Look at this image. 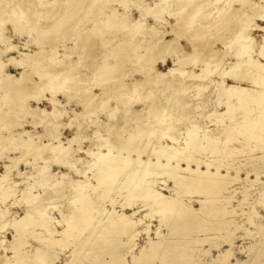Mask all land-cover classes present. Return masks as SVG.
I'll return each mask as SVG.
<instances>
[{
	"label": "rangeland",
	"instance_id": "374dc122",
	"mask_svg": "<svg viewBox=\"0 0 264 264\" xmlns=\"http://www.w3.org/2000/svg\"><path fill=\"white\" fill-rule=\"evenodd\" d=\"M1 1H2V3H3V1H4V3H7V6H6V4H3V5H5V7L3 8V7H1L0 6V8H2L1 10H7V8H8V6H9V1L10 0H0V5H2V3H1ZM17 1V0H16ZM15 0H12V2L10 3V6H9V8L11 9V7H14L15 6V4H17L16 5V7H17V10H16V7H14V10L13 9H11V14H7V13H10V9H8L7 11H1L0 12V15L1 14H3L4 12L6 13V15H1V17L2 18H0V27L2 28V30H1V28H0V61H2L0 64H2V65H4V70L7 72V73H11L12 75H13V77H14V75H15V77L16 78H18V79H20L21 77V81H17V82H15L14 84L15 85H17L18 87L17 88H15V89H9V87L10 86H7L6 88H2V91L4 92V91H9L8 93H9V95L11 96V94H12V96H11V100L10 101H8V100H4V101H2V103H0V128H1V130L0 131H2L3 130V128H5L6 130L4 131H2V132H0L1 134H0V142L2 143H0V155L1 154H4V156L3 155H1L0 156V174H6L7 175V178L9 179V183H11L12 185H14L13 186V190H12V194H11V196H9L4 202L3 201H0V206H1V208L4 210V212L3 213H0V254L2 255H0V257H2V258H0V259H2V260H0V262L1 263H3V261L5 260V261H9V262H11V263H15V261H17L16 260V258L14 257L15 256V245L18 243V241L19 242H21V243H23L22 244V249H21V257L24 259V257H25V261H28L29 263H32L31 261H33L34 259H35V257H34V253H33V250L35 251V249L37 248V246L38 245H40L39 247H41V246H44V244H45V242L44 241H39V237L41 236V232H42V236H44V237H46V238H50V237H52L53 239L55 238V239H64V237H65V235H64V237H63V234L62 233H64V230L67 228V225L68 224H66L67 223V221H65L66 220V218L67 217H71L73 214L75 215V214H81L82 213V210H83V208H78V206L79 207H81V206H83L85 203H87L88 201V204H86V207H85V212H83L81 215L83 216V217H86L87 219L86 220H84V222H83V225H81L82 227H79L78 226V228L77 229H74V230H72V232H71V235H70V237H68V239H67V242L70 244L69 246H68V243L66 242L65 244H63V245H56L55 247H52V248H50V250H51V252L52 253H54V255H55V258L57 259H55V261L53 262L54 264H94L92 261V259H91V257H88V256H86L85 255V251H86V254L89 252V239H91V237H90V232L93 230V229H96L95 227H97V226H100V225H98L99 224V221L101 222L102 221V219H105V216H107L108 215V212L110 213V212H112L113 210H118L119 212L120 211H125L126 213H128V214H131V212L133 213V211L134 210H138V206L141 204V199L139 198H134V197H132L131 196V194L128 192V190L125 188V190H124V188H123V190L121 191L120 189H118L117 187L119 186V181L117 182H113L112 183V190H108V189H106V187L105 186H100V188L99 187H97V178H96V176H95V174H96V172H97V170H96V167H97V165H96V162L95 163H93L92 161L94 160V161H97V159H96V157H98L97 155H99L98 153L101 151H104V149H105V146H103L105 143L103 142L104 140H106L107 138H108V134H110V133H112L113 131H114V133H118L117 132V130H119V129H117V128H121V126H122V124H124V123H127V124H124V126L125 127H127L128 125H129V123H131L130 125H131V127H127V128H125L124 126H122V130L123 131H121V129L119 130V133H120V135H119V137L120 136H125L126 134H127V132H129V130L131 129H134V130H136V127H137V124H139L140 123V125H146L147 123H149L150 121L151 122H153L152 120L154 119V118H156L157 117V114H158V116L160 117H157L156 119H154V125H153V123H151L152 125L151 126H149V128H151V132H149L150 133V135H149V133H147V131L145 132V134H147L146 136H142L143 138H142V142H144V141H146V143L148 142V144H150V145H152V143L154 142V143H165V144H172L173 143V141H176V139L175 138H173V136L174 137H178V136H181L182 138H183V140H182V138L180 137H178L179 139L177 140V142L179 141H187L189 138H190V136L189 135H187V137H185L184 135H186V130L188 129V128H190L191 127V125L193 126V124L195 125L196 124V122H197V125H200V124H203L202 126H200V127H202V129L203 128H206V130L208 129H214V134H221L222 133V130H223V126L224 125H229V124H231L230 123V121H229V116L230 115H226V114H224L225 113V111H226V107H227V105L224 103L225 102V100H224V97H220L219 95H218V86L216 85L217 84V82L221 79L220 77H219V75H220V72H221V69L223 70V69H226V68H228L229 66H230V63H232L234 60L235 61H237V59L238 58H240L239 56H238V54L240 53H242L243 52V50L246 48L247 49V47L245 46V48L243 47V45H248V44H250V47H251V53H249V56L250 55H254V57L255 58H257V57H259V61H261L262 63H264V58H263V56H261L259 53V49H262V47L264 46V14H263V11H264V0H253V2H249V3H251L252 5L250 6L249 5V3H247V1H252V0H231V1H227V0H222L225 4H227L226 6H225V4H223V2L221 1V0H219V2H217V1H211V2H209V0H206L207 1V5H205V7H204V4H206V1L205 0H202V1H204V4L202 5L201 3L202 2H200L199 0H137L138 1V3H133V2H131V1H134V0H131V1H125V0H120L121 2L123 1V3L124 4H126V3H128V4H126L125 6L123 5V3H121L119 0H102V1H104V2H102L101 0H87V1H85V0H76L75 2H73L72 3V1H74V0H60L59 2H60V4L58 3V0H51V1H49V0H43V3L41 2L40 3V1L41 0H35V1H37V4L39 3V5H36V3H35V1L33 0V1H31V0H25V2H22V0H19L20 1V4H22V6L19 4V2L17 1L16 2ZM45 1V2H44ZM53 1V2H52ZM57 1V2H56ZM61 1H62V3H61ZM78 1V2H77ZM80 1H82L81 3L83 4H81L80 3ZM92 1V2H91ZM144 1V2H143ZM159 1V2H158ZM176 1H178V2H176ZM181 1H183V3L181 2ZM190 1H192V2H190ZM198 2V4L196 3V2ZM227 1V2H226ZM241 1V3H238V2H240ZM243 1V2H242ZM245 1V2H244ZM16 2V3H15ZM30 2V4H31V2H32V4L29 6V8L27 7ZM46 2H48L47 4L49 5L50 4V7L49 8H45V5H46ZM50 2H52L53 4H51ZM54 2L56 3V4H54ZM77 2V3H76ZM86 2L88 3V4H86ZM89 2L91 3V4H89ZM97 4H96V3ZM102 2V3H101ZM106 2H107V4H106ZM109 2V3H108ZM121 4H120V3ZM134 2H136V1H134ZM140 2V3H139ZM156 3V6L158 7V14H157V10H155V9H157V8H154V6H155V3ZM162 2H164V3H162ZM181 2V3H180ZM185 2V3H184ZM189 2V3H188ZM195 2V4H193ZM213 2H214V6H212L213 5ZM216 2H217V4H216ZM231 2V4H232V6H230L231 4H228V3H230ZM12 3L14 4V5H12ZM25 3V4H24ZM58 3V4H57ZM74 3H76V5L74 4ZM112 3V4H111ZM132 3V4H131ZM144 3L146 4V5H148V6H143L144 5ZM161 3V4H160ZM170 3V4H169ZM190 4V5H188V4ZM192 3V4H191ZM209 3H211L210 5L212 6H209L208 4ZM248 4L246 7H245V5H243V4ZM253 3H255V4H253ZM256 3H258V4H256ZM28 4V5H27ZM42 4H44V7H41V5ZM62 4V5H61ZM65 4V5H64ZM74 4V5H73ZM81 4V5H80ZM97 6H96V5ZM101 4V5H100ZM104 4V5H103ZM110 4V5H109ZM129 4H131V5H129ZM163 5V6H161L160 7V5ZM165 4V5H164ZM169 4V5H168ZM178 4V5H177ZM182 4H184V5H182ZM199 5L198 7L197 6H195V5ZM24 5H26L25 7H24ZM36 5V6H35ZM47 5V6H48ZM55 5V6H54ZM59 5L61 6V7H59ZM87 6V8H86V6ZM129 5V6H128ZM182 5V6H181ZM189 7H187V6ZM218 5V6H217ZM223 5V8H224V10H223V8L221 7ZM244 7H243V6ZM261 5V6H260ZM262 5H263V7H262ZM37 6H39L38 8H35V7H37ZM46 6V7H47ZM70 6V7H69ZM73 6V7H72ZM94 6V7H93ZM100 6V7H99ZM102 6V7H101ZM107 8H106V7ZM125 7V8H123V7ZM153 6V7H152ZM155 6V7H156ZM165 6V7H164ZM184 6V7H183ZM187 8H186V7ZM203 6V8L202 9H200V7H202ZM206 6H208V8L206 7ZM227 6H228V8H227ZM241 6V7H240ZM257 6H259V8L257 7ZM20 7V8H19ZM27 7V8H26ZM33 7H34V9H36L37 11L35 12V10H33ZM42 8V10H41V8ZM57 7H59V8H57ZM64 7V8H63ZM72 7V8H71ZM79 7V8H78ZM86 8V9H84V8ZM148 7H152V8H148ZM165 9H164V8ZM168 8V10H169V13H168V11H167V8ZM180 7V8H179ZM199 8V9H197V8ZM217 9H216V8ZM234 7H235V10H234ZM249 8V10H248V8ZM250 7H252L251 9H250ZM254 7H256L255 9H254ZM18 8H19V10H18ZM23 8V9H22ZM31 8V9H30ZM43 8H44V11H45V13H44V11H43ZM55 8H57L56 9V11H57V13H55L56 15L60 12V15H58V16H56L55 17V14L53 13V11L54 12H56L55 11ZM62 8L63 9H66V10H62ZM75 8H78V9H75ZM81 8V9H80ZM115 8H116V10H115ZM147 8V9H146ZM162 10H161V9ZM176 8H177V10H176ZM179 8V9H178ZM186 8V9H185ZM194 8V10H201V12H197V11H194V10H192ZM233 8V9H232ZM237 8H240V9H237ZM21 9V10H20ZM24 9H29L30 10V12L27 10H24ZM50 9H51V11H50ZM93 9V10H92ZM101 9V10H100ZM105 9V10H104ZM115 10V12H114V10ZM118 9V10H117ZM125 9V10H124ZM144 9H145V11H144ZM149 9V10H148ZM174 9V10H173ZM184 9H185V12H184ZM187 9H188V12H187ZM191 9V10H190ZM227 9V10H226ZM245 9H247L246 11H245ZM17 11V13H16V11ZM22 10H24V11H26V12H24V11H22ZM32 10H33V12H34V14L32 13ZM38 10H39V13H38ZM41 10V11H40ZM53 10V11H52ZM58 10H60L59 12H58ZM68 10H70V12H67ZM75 10H77L76 12H75V15H74V11ZM78 10H80L79 11V13H77L78 12ZM81 10H82V12H81ZM84 10V11H83ZM97 10V11H96ZM112 10H113V13H112ZM179 10H181V11H179ZM204 10V11H203ZM217 12H216V11ZM218 10H221V11H219L218 12ZM232 10V12H230ZM238 10H241L240 12H238ZM254 10H255V12H254ZM261 10H262V14L260 13L261 12ZM15 11V12H14ZM23 13H22V12ZM63 11H64V13H63ZM85 11L87 12V14L85 13ZM96 11V12H95ZM101 11V12H100ZM105 13H104V12ZM117 11H118V13H117ZM148 11V13H146ZM175 11H177L176 13H175ZM194 11V12H193ZM203 11V12H202ZM207 11H208V19H207V14H205V13H207ZM214 11V12H213ZM243 11H245V12H243ZM248 11H249V13H248ZM18 12H19V15H18ZM48 14H50V15H48ZM66 12V13H65ZM81 12V13H80ZM124 12H125V14H124ZM141 12V13H140ZM151 12H155V15H156V17H155V15H153V13H151ZM160 12H162L161 14H162V16H161V14H160ZM166 12V13H165ZM196 12V13H195ZM213 12V13H212ZM222 12V13H221ZM223 12H225V14H226V16L228 15V17H226V16H224V14H223ZM229 12V13H228ZM234 12H237V13H234ZM259 12V14H257ZM13 13V14H12ZM15 13H16V15H15ZM21 13V14H20ZM26 13H30L29 14V16L30 17H33V19H34V21L37 23L36 25L37 26H39V27H34V26H36L35 24H31V21H29L28 20V18H26V16H27V14ZM51 13H53V15L54 16H52L51 15ZM62 13H63V15H62ZM71 15H70V14ZM95 13V14H94ZM104 13V17H102V14ZM109 13V14H108ZM120 13H121V15L122 14H124V18L123 17H121V15H120ZM130 13V14H129ZM178 13V16H179V14L180 13H183V14H181V18L180 17H178L176 14ZM187 13H188V15H190L191 13H192V15L195 13V14H199L200 13V17L202 18V16H204L201 20L199 19L198 21H194V19H193V17L195 18V17H197V18H195V19H198V18H200L199 17V15H196V16H194L193 15V17L192 18H190V16H188L187 15ZM211 13H212V16H214L215 14H216V16H214V17H212V16H210L211 15ZM217 13H219V14H217ZM244 13H247L246 15L244 14ZM250 13H252L251 15H249L248 16V14H250ZM35 14H39V16H37V15H35ZM67 14V15H66ZM73 14V15H72ZM77 14H79V15H77ZM83 14V15H82ZM94 14V15H93ZM105 14H108V15H110V16H107L106 15V17L107 18H105ZM112 14V15H111ZM114 14V15H113ZM129 14V15H128ZM144 14V15H143ZM151 14V15H150ZM159 14H160V16H159ZM172 14V15H171ZM184 14H186L187 16H188V18L187 17H185L186 15H184ZM205 14V15H204ZM236 14V15H235ZM10 15V16H9ZM35 15V16H34ZM48 15L49 17L51 16L52 17V19H51V17L50 18H47L46 16ZM62 15V16H61ZM87 15V16H86ZM100 15V18L98 17ZM117 17H116V16ZM122 18V20H121V18H118L119 16ZM178 17H176V16ZM219 15H222L221 17L219 16ZM233 15V16H232ZM256 15H259V16H261V17H259V16H256ZM6 18V19H4V17ZM8 16V17H7ZM15 16V17H14ZM17 16H19V18L17 17ZM24 17V18H22V17ZM37 16V17H36ZM70 16V17H69ZM78 16L81 18V20L79 19L78 20ZM93 16V17H92ZM97 16V17H96ZM116 18H115V17ZM152 16H154V18H156V19H154ZM157 16H159V18L157 17ZM219 18H218V17ZM224 16V17H223ZM235 16V17H234ZM246 18H245V17ZM248 16V17H247ZM254 16V18H256V19H252L251 20V18ZM14 17V18H13ZM35 17H36V19H35ZM41 17V18H40ZM42 17H44V18H42ZM46 17V18H45ZM55 17V19H53ZM61 17H62V19H61ZM67 17V18H66ZM77 17V18H76ZM91 17V19H89ZM102 17V18H101ZM112 17V18H111ZM132 19H131V18ZM140 17H144L145 18V21H143L144 19H141ZM162 17V18H161ZM205 17H206V19H205ZM209 17H210V19H209ZM218 18V19H216V18ZM233 18V20L235 21L236 19H238V20H236V22L234 23V21L233 20H229V19H227V18ZM244 17V18H243ZM249 17H251L250 19H249V21H248V19L247 18H249ZM16 18H18V19H20V22H19V20L17 19L16 20ZM38 18H39V20H38ZM57 18V19H56ZM73 18H76L75 19V21H74V19ZM85 18V19H84ZM88 18V19H87ZM92 18H94V19H92ZM98 18H99V20H98ZM114 18V20L112 21L111 19H113ZM128 18V19H127ZM130 18V19H129ZM161 18V20H159ZM180 18V19H179ZM212 18H214V19H216L215 21H214V23L212 22L213 21V19ZM223 18V19H222ZM225 18V19H224ZM231 18V19H232ZM240 18H242V19H240ZM259 18V19H258ZM262 20H261V19ZM44 19H46L47 21H50V22H46V20H44ZM50 19V20H49ZM60 19V20H59ZM69 19H70V21H69ZM73 19V20H72ZM95 19H97L98 21H100L99 23H95V22H98L97 20L95 21ZM107 21H106V20ZM123 19H125L126 20V22L125 21H123ZM136 19H138L139 21L137 22V20ZM158 19V20H157ZM163 19V20H162ZM178 19V20H177ZM5 20V21H4ZM8 20V21H7ZM13 22H12V21ZM22 20L24 21L23 23L25 24V26H24V24H22ZM28 20V21H27ZM41 20V22L40 23H38L39 21ZM43 20V21H42ZM54 21L55 20V22H53V23H51V21ZM64 20V21H63ZM75 23V22H77L76 24H73V22ZM77 20V21H76ZM84 20H85V23L87 24V26L86 25H83V22H84ZM104 20V21H103ZM118 20V21H117ZM120 20H121V26H120ZM130 20H133V21H136L135 22V24H134V22L133 21H130ZM189 20V21H188ZM192 20V21H191ZM227 20V21H226ZM241 20H243V22L245 23V21H246V23L244 24L243 22H240ZM251 20V21H250ZM4 21V22H3ZM9 21H11V22H9ZM19 24H16V22ZM27 21V22H26ZM38 21V22H37ZM60 22L59 24H58V22ZM78 21H79V25H78ZM80 21H81V23H82V25L83 26H86L85 28L81 25V23H80ZM93 21H95V22H93ZM103 21V22H102ZM106 21V22H105ZM128 21V22H127ZM142 21V22H141ZM147 21V22H146ZM177 21H180V22H177ZM190 21L193 23V22H195V27L193 26V24H191L190 23ZM218 21H220V23L222 22V24H221V26L219 25V27L217 26L218 25ZM229 21H231V22H229ZM239 21V22H238ZM8 22L10 23V24H8ZM26 22V23H25ZM43 22H45V23H43ZM67 22V23H66ZM72 22V23H71ZM88 22V23H87ZM102 22V23H101ZM105 22V23H104ZM113 22V23H112ZM114 22H115V24H114ZM119 22V23H118ZM144 22H145V24L146 25H143L144 24ZM212 23V24H209V23ZM217 22V23H216ZM225 24H224V23ZM227 22V23H226ZM233 23L232 24V26H231V24H229V23ZM238 22V23H237ZM251 22V23H250ZM253 22H254V24L256 25L255 27H254V24H253ZM256 22V23H255ZM1 23L3 24V25H1ZM7 23V24H6ZM16 24V25H12V24ZM47 23V24H46ZM62 23V24H61ZM66 25H65V24ZM70 23V24H69ZM91 23H92V25H91ZM117 23V24H116ZM132 23V24H131ZM137 23V24H136ZM142 23V24H141ZM176 23V24H175ZM178 23H181V25L179 24V25H177ZM182 23H183V26H182ZM189 24V26H188V24ZM202 25H201V24ZM219 23V24H220ZM240 23V25H238ZM39 24V25H38ZM54 24V25H53ZM55 24L57 25V26H55ZM71 24H73L72 26H71ZM95 24V25H94ZM103 24V25H102ZM107 24V27L105 26L104 27V25H106ZM119 24V25H118ZM122 24H123V26H122ZM124 24H125V26H124ZM129 24V25H128ZM197 24V25H196ZM214 24H216V25H214ZM228 24H229V26H228ZM242 24V25H241ZM249 24V25H248ZM253 26H252V25ZM23 25V26H22ZM41 25V26H40ZM45 26L43 29H42V27L43 26ZM49 25H51V26H49ZM59 25H61V27L59 26ZM69 25H70V27H69ZM89 25V26H88ZM96 25H97V28H95L96 27ZM100 25V26H99ZM109 25V26H108ZM113 25V26H112ZM118 25V28L116 27ZM148 25V26H147ZM149 25H151V26H153L152 27V29H151V27L149 26ZM172 25V26H171ZM176 25V26H175ZM198 25H200L199 27H198ZM204 25H206V27H204ZM210 25V27H208ZM212 25H213V27H212ZM228 26V28L230 27L231 29H229V31H228V28H226L227 26ZM233 25H234V27H236V28H234L233 27ZM238 25V26H237ZM247 25H248V29H244V27L245 28H247ZM3 26V27H2ZM6 26V27H5ZM15 26H17V27H15ZM23 28H22V27ZM26 26H28V27H26ZM55 28H54V27ZM59 26V27H58ZM73 26H74V28H73ZM76 26V27H75ZM78 26H79V28H78ZM103 26V27H102ZM111 26V27H110ZM127 26V27H126ZM177 27L176 29H175V27ZM185 26V27H184ZM193 26V27H192ZM217 26V27H216ZM239 26H241V27H239ZM243 26V27H242ZM250 26H252L253 27V30H252V27L251 28H249ZM258 26L260 27V28H258ZM5 27V28H4ZM13 27V28H12ZM18 27H20V31L19 32H17V31H15V29H18ZM32 27V28H31ZM50 27V28H49ZM51 27H52V29H51ZM63 27V28H62ZM83 27V28H82ZM91 27H92V31H93V33L92 34H90L92 31H91ZM114 27H116L117 29H115ZM128 27H131V29L130 28H128ZM144 27V28H143ZM148 27V28H147ZM158 28V29H156V28ZM172 27H174V29H172ZM190 27V30L188 29ZM238 27V28H237ZM263 27V28H262ZM22 28V29H21ZM26 28H31L33 31H31V29H26ZM34 28V29H33ZM38 28V29H37ZM54 28V29H53ZM58 28H60V29H58ZM67 28V29H66ZM76 28V29H75ZM153 28H155V29H153ZM181 28V29H180ZM200 28L202 29L201 31H199L200 30ZM208 28V29H207ZM209 28H212V29H210V30H215V31H210L209 30ZM215 28V29H214ZM220 28H222V29H220ZM224 28V29H223ZM242 28V29H241ZM5 29V30H4ZM7 29V30H6ZM26 29V30H25ZM46 30V36H44V35H42V33H43V31L42 30ZM51 29V30H50ZM56 29V32L59 34V35H56L57 33L54 31ZM63 29V31H61ZM65 29V30H64ZM72 29V30H71ZM85 31H84V30ZM97 29V30H96ZM103 29V30H102ZM104 29H106V30H108L109 29V31L111 30V32H109L108 33V31H106V30H104ZM121 29V30H120ZM130 29V30H129ZM133 29V30H132ZM142 29V30H141ZM147 29V30H146ZM171 29V30H170ZM188 29V30H187ZM203 29H204V31H203ZM217 29V30H216ZM221 31H220V30ZM237 29H239V30H237ZM40 31V33L38 32V31ZM47 30H49V33H50V31L51 32H53V34L52 33H50L51 35L49 36V33L47 32ZM60 30V32H58ZM73 30L75 31V33L73 32ZM79 30V31H78ZM82 30H83V32H82ZM90 30V31H89ZM115 30V31H114ZM120 30V31H119ZM123 30V31H122ZM125 30V31H124ZM136 30V31H135ZM144 30H146V33H145V31ZM151 30V31H150ZM163 33H159L160 31ZM163 30V31H162ZM173 30H175L174 32H173ZM179 30H181V31H179ZM186 30V31H185ZM193 30H194V32H193ZM207 30H208V32H207ZM223 30H225V31H223ZM240 30H244V31H246L245 33H244V31H240ZM250 30H252L251 31V33H249L250 32ZM14 31V32H13ZM38 32V34H37V32ZM81 31V32H80ZM98 31V32H97ZM103 31H104V33H103ZM127 31H129L128 33H127ZM149 31V32H148ZM156 31V34L154 33V32ZM159 31V32H158ZM182 31H185V32H182ZM203 31V32H202ZM207 33H206V32ZM210 31V32H209ZM232 33H231V32ZM235 31V32H234ZM242 32L241 34H239V33H237V32ZM247 31H249L248 33H247ZM6 32V33H5ZM19 33V35L17 34V33ZM25 32V33H24ZM65 32H67V33H69V35L67 34V33H65ZM73 32V33H72ZM77 32H80V33H78V35H80V36H78V35H76L77 34ZM106 32H107V34H106ZM114 32V33H113ZM133 32V33H132ZM140 32V33H139ZM152 34H151V33ZM169 32V33H168ZM173 32V33H172ZM177 32H178V34H177ZM183 34H182V33ZM191 32H193V33H191ZM204 32H205V34H204ZM214 32V33H213ZM219 32V33H218ZM230 32V34H231V36H230V34H228ZM3 33H5V34H3ZM30 33V34H29ZM61 33H64V34H61ZM72 33V34H71ZM83 33H85V34H83ZM89 33V34H88ZM127 35H126V34ZM130 33V34H129ZM138 33V34H137ZM148 33V34H147ZM150 33V34H149ZM159 33V34H158ZM167 33V34H166ZM181 33V34H180ZM184 33H186L185 35H184ZM196 33H198V35L196 36ZM204 34V35H202V36H200L199 37V35L200 34ZM210 33V34H209ZM213 33V34H212ZM223 33H224V35H223ZM247 33V34H246ZM25 34V36H23V35ZM33 34V35H32ZM55 34V35H54ZM67 36H66V35ZM73 34H75V36L73 37ZM84 35L83 37H84V40H86V41H84L83 39L81 40V38H82V35ZM87 34V35H86ZM94 34V35H93ZM101 34H103V35H101ZM107 35V36H104V35ZM120 34V35H119ZM136 34V35H135ZM146 34H147V36H146ZM154 34V35H153ZM166 34V35H165ZM176 34L177 35H179L180 36V38H179V36H176ZM188 34V35H187ZM190 34V35H189ZM237 34H238V36H237ZM242 34H243V36H242ZM249 34H251V35H249ZM5 35L7 36V37H5ZM32 35V36H31ZM36 35V36H35ZM40 35H42V36H40ZM65 35V36H64ZM88 35H90V37H88ZM97 35H101V36H97ZM132 35V36H131ZM153 35V36H152ZM159 35V36H158ZM163 36L164 37V39H162V42L164 43L166 40V42L163 44V43H160V44H162V46H160L158 43V41H159V37L160 36ZM184 35V36H183ZM187 35V36H186ZM193 35H195V36H193ZM233 35H234V37L235 36H237V37H235V42H233L234 41V37H233ZM239 35H241V36H239ZM248 35L250 36V37H248ZM30 36V37H29ZM56 36V37H55ZM61 36V37H60ZM63 36V37H62ZM79 37V39H78V37ZM92 36H93V38H92ZM150 36V37H149ZM151 36H152V38H151ZM182 36H183V38H182ZM224 36H227V37H225L224 39H223V37ZM248 38H247V37ZM2 37V38H1ZM4 37V38H3ZM38 37H39V39H38ZM41 37V38H40ZM42 37H44L43 38V41H42ZM49 37V38H48ZM51 37V38H50ZM57 37H59V39H55V38H57ZM66 37V38H65ZM69 37V38H68ZM97 37H98V39H97ZM105 37V38H104ZM117 37H118V39H117ZM132 37V38H131ZM157 37V38H156ZM173 37L174 38H176L175 39V41L172 43L171 41H173L174 39H173ZM197 37H199V38H197ZM233 37V38H232ZM240 37H242V39L240 38ZM246 37V38H245ZM251 37H253L254 39H252ZM8 40H7V39ZM36 38V39H35ZM47 38V39H46ZM65 38V39H64ZM70 38H72L73 39V42H72V39H71V41H70ZM87 38V39H86ZM90 38L92 39V40H95V44L97 43L96 41H98V43L96 44V46H95V44L94 45H92V47H91V45H89L88 43H91L92 42V44L94 43V41H91L90 40ZM96 38V39H95ZM103 38V39H102ZM121 38V39H120ZM142 38V39H141ZM151 38V39H150ZM153 38H155L154 40H153ZM159 38V39H158ZM197 38V39H196ZM222 38V39H221ZM227 38V39H226ZM231 39V40H229V39ZM249 38H251V39H249ZM5 41L6 43H4L3 41ZM62 39H64V40H62ZM74 39H75V42H74ZM101 39V40H100ZM125 39H127V40H125ZM132 39H135L134 40V42L133 41H130V40H132ZM158 39V40H157ZM171 39H173V40H171ZM202 39V40H201ZM238 39H240V40H242V41H240V42H242L241 44H240V42L238 41ZM244 39H246V41L244 40ZM248 39V40H247ZM35 40V41H34ZM36 40H39V42L37 43L36 42ZM46 40V41H45ZM54 40V41H53ZM77 40H79V43L77 42ZM99 40H100V42H99ZM111 40H112V42H111ZM121 40V41H120ZM151 40V41H150ZM165 40V41H164ZM189 40H193L192 42L191 41H189ZM195 40V41H194ZM221 40V41H220ZM223 40H224V42H223ZM227 42H226V41ZM233 40V41H232ZM244 40V41H243ZM252 40V41H251ZM29 41H30V43H29ZM58 41V42H57ZM61 41V42H60ZM63 41V42H62ZM69 41V42H68ZM81 41V42H80ZM82 41H84V42H82ZM148 41V42H147ZM153 41H155L154 43L155 44H153ZM169 41L171 42V43H169ZM206 41V42H205ZM207 41H209V42H207ZM213 41V42H212ZM232 42V44H229V46H228V44H224V43H228V42ZM237 41V42H236ZM54 42V43H53ZM86 42H88V43H86ZM103 42V43H102ZM118 42V43H117ZM126 43L127 45H125V44H123L124 46H122V43ZM130 42H132V43H130ZM141 44V45H139V43ZM142 42V43H141ZM149 42H151L152 44L151 45H153V47L155 48V46H157V44H158V46L155 48V50H154V48L152 47L151 48V45H150V43ZM157 42V43H156ZM167 42H168V44H167ZM175 42H177V43H175ZM196 42H198V44L197 45H195V43ZM257 42V43H256ZM1 43H3V44H1ZM8 43V44H7ZM11 43H13L12 44V46L13 45H16V47L18 48V49H16V50H11L10 51V49L8 50V47L9 46H11ZM26 43H28V44H26ZM41 43V44H40ZM63 43H65L66 45H64ZM72 43H73V46H72ZM77 43V44H76ZM117 43V44H116ZM175 43V44H174ZM190 43V44H189ZM203 43V44H202ZM207 43V44H206ZM236 43H237V45H236ZM246 43V44H245ZM54 45V47H52V46H49V45ZM82 44V45H81ZM87 44V45H86ZM99 44V45H98ZM132 44V45H131ZM166 44L167 45H169V47L168 46H166ZM173 44V45H172ZM176 44H178V45H181L180 47H181V50H179V51H176V50H178L180 47L178 46V48H177V46H176ZM193 44V45H192ZM200 44V45H199ZM222 44V45H221ZM224 44V45H223ZM240 44V45H239ZM261 44V45H260ZM3 45H4V47H3ZM9 45V46H8ZM37 45H38V47L41 49H39L38 47H37ZM79 45H81V46H83V47H81L80 49L78 48V46ZM107 45V46H106ZM111 45V46H110ZM130 45H131V47H130ZM134 45H136V47H137V45L139 46V47H137V49H136V47L134 46ZM155 45V46H154ZM170 45H172V47H170ZM191 45V46H190ZM202 45H205V46H208V48L206 47L205 48V46H202ZM211 45H212V47H211ZM226 45H227V47H226ZM233 45V47H231ZM252 45V46H251ZM8 46V47H7ZM43 46V47H42ZM66 46V47H65ZM69 46L70 47H72V50H70V48H69ZM77 47V49H76V47ZM89 47V48H86V47ZM93 46H94V48H93ZM98 46V47H97ZM141 46V47H140ZM143 46V47H142ZM174 46H175V48H174ZM194 46V47H193ZM195 46H197V47H195ZM200 48H199V47ZM237 46L239 49H236L235 47ZM240 46H242V50H240L241 48H240ZM255 48H254V47ZM3 49H2V48ZM50 47V48H49ZM75 49H74V48ZM80 47V46H79ZM97 47V48H96ZM102 47V48H101ZM108 47V48H107ZM124 47L125 49H123L122 50V48ZM134 49H133V48ZM146 47H148L147 48V50L149 49L150 50V48L152 49V50H148L149 52H150V54H148L149 52L145 49ZM158 47H162V48H159L158 49ZM163 47H168V49L166 48H164L163 49ZM211 47V49L210 50H212V51H209V48ZM248 47H249V45H248ZM4 48H5V50H4ZM20 48V49H19ZM25 48V49H24ZM66 50H65V49ZM69 48V50L71 51V53H69L70 51L69 50H67ZM84 48H86V49H84ZM90 48H91V50H90ZM94 50H93V49ZM101 48V49H100ZM114 48V49H113ZM119 48H121V49H119ZM194 48V49H193ZM197 48V49H196ZM226 48H231V49H233V51L234 52H232V50L231 49H226ZM22 49H24V50H22ZM44 49V50H43ZM46 49V50H45ZM48 49V50H47ZM51 49H53V50H50ZM54 49H56V50H54ZM75 50V52H74V50ZM83 49H84V51H86V52H84L83 51ZM104 49V51H103V54H106V57H105V55H103L102 54V51L101 50H103ZM113 49V50H112ZM117 49V50H116ZM126 49H128V50H126ZM133 49V50H132ZM173 49V50H172ZM200 49V51L198 52V50ZM208 49V50H207ZM6 50H8V52L6 51ZM29 50H30V52H29ZM38 50V51H37ZM77 50H79V51H77ZM88 50H90L89 52H88ZM98 50H99V52H98ZM115 50V51H114ZM122 50V51H121ZM137 50V51H136ZM146 50V51H145ZM153 50H154V52H153ZM158 50V51H157ZM163 50H167L168 52L167 53H169V54H167L165 51H163ZM175 50V51H174ZM208 51L207 53H205V52H202V51ZM227 50V51H226ZM239 52H237V51ZM253 50V51H252ZM19 51H21V52H19ZM44 51V52H43ZM55 51V52H54ZM66 51V53H64ZM83 51L84 53H88V54H81V52ZM93 51V52H92ZM97 51V52H96ZM108 51V52H107ZM112 51H114V53L112 52ZM151 51H152V53H151ZM156 51V52H155ZM188 51V52H187ZM197 53V55H196V53ZM222 51V52H221ZM224 51H226L227 52V54H226V52H224ZM242 51V52H241ZM3 54H2V53ZM34 52H36V53H34ZM39 52H41V53H39ZM42 52H43V54H42ZM55 53V54H53V53ZM68 52V53H67ZM101 52V53H100ZM107 52V53H106ZM128 52V53H127ZM145 52H148L147 54H144ZM171 52H175V53H173L172 55H171ZM179 52V53H178ZM212 52V53H211ZM224 52V53H223ZM253 52V53H252ZM20 53H28V54H32L31 56L32 57H29V59L30 60H27V62L28 61H30L31 62V58L33 59L32 60V62L36 59H38V64H37V62L35 61V62H28V65H30V66H28V67H26L27 65H15L13 62H10L9 61V59H11V58H15V59H17V60H20V57H22L23 55H20ZM36 54V55H39V56H37L36 57V55H34V54ZM38 53V54H37ZM46 53L48 54V53H51V54H48V55H46ZM72 53H74V55L72 54ZM78 53H79V55L81 54V56L79 57V55H78ZM90 53V54H89ZM95 53V54H94ZM125 53H126V58L124 57V60H123V57H120V56H124L125 55ZM139 53V54H138ZM177 53V54H176ZM191 53V54H190ZM195 53V54H194ZM206 55H205V54ZM214 53V54H213ZM216 53V54H215ZM219 54V56H218V54ZM231 53V54H230ZM238 53V54H237ZM244 53V52H243ZM2 54V55H1ZM19 54V55H18ZM100 54V55H99ZM108 54V55H107ZM112 54H113V56H112ZM138 54V55H137ZM141 54V55H140ZM152 54V55H151ZM167 54V55H166ZM188 54L191 56H189L188 57ZM201 54V55H200ZM207 54H209L208 56H213V57H208L207 56ZM213 54V55H212ZM223 54L225 55V58H224V56H223ZM237 54V55H236ZM239 54V55H240ZM41 55V56H40ZM76 55V56H75ZM85 56L84 58L82 57V56ZM96 58V60H95V58L93 57V56ZM132 55H133V57H132ZM142 55H147V56H149V57H145V56H143L142 57ZM162 55H164V56H162ZM166 55V56H165ZM171 55V56H170ZM193 55V56H192ZM205 55V56H204ZM215 55V56H214ZM11 58H10V57ZM13 56V57H12ZM16 56V57H15ZM52 56H56V59L59 61V59H61L62 61L60 62H58L57 60H56V63L57 64H55V62L50 58V57H52ZM70 56V57H69ZM88 56H90V58L91 57H93V58H91V59H87V58H89ZM101 56V57H100ZM128 56V57H127ZM139 56H140V58H139ZM151 56V57H150ZM183 56V57H182ZM198 56H199V58H198ZM236 56H238V57H236ZM2 57V58H1ZM39 57V58H38ZM41 57H43V58H41ZM57 57H59V58H57ZM68 58V62H66V58ZM82 57V58H81ZM87 57V58H86ZM116 58V59H114V58ZM152 57H153V59H152ZM154 57H156L157 58V60L158 61H156V58H154ZM163 57V58H162ZM165 57V58H164ZM197 57V58H196ZM214 57H217V58H214ZM224 59H223V58ZM237 59H236V58ZM253 57V56H252ZM19 58V59H18ZM40 58H41V61H40ZM48 58H50V60L48 59ZM86 58V59H85ZM102 59V63H103V65H102V63L100 62V60L99 59ZM145 58V59H144ZM150 58H151V60H150ZM167 58V59H166ZM179 58V59H178ZM187 58H189V59H187ZM194 58H196V59H194ZM203 60H202V59ZM208 58V59H207ZM209 58H211V60L209 59ZM48 59V60H47ZM65 59V60H64ZM71 59V60H70ZM80 59V60H79ZM85 59V60H84ZM105 59V60H104ZM120 59V60H119ZM121 59H122V62H121ZM149 59V60H148ZM163 59L165 60V62L163 61ZM181 59H183L182 60V62H181ZM200 60V62H199V60ZM212 59H213V62H212ZM258 59V58H257ZM46 60H47V62H46ZM74 60V61H73ZM82 60V61H81ZM94 60V61H93ZM115 60H119V61H115ZM127 60V61H126ZM179 60V61H178ZM189 60H190V62H189ZM193 60H195V61H192ZM206 60V61H205ZM207 60L209 61V63L207 62ZM218 60V61H217ZM223 62H222V61ZM40 61V62H39ZM54 62V65H53V68L52 69H54V71H52V69L50 68L51 66H52V63L51 62ZM75 61H77V62H75ZM79 61H81V62H79ZM105 61V62H104ZM146 61V62H145ZM161 61H163V62H161ZM187 61V62H186ZM204 61L205 62H207V63H204ZM211 61V62H210ZM220 61H221V63H220ZM232 61V62H231ZM234 61V62H235ZM67 65V66H64L65 64ZM71 63V65H70V63ZM75 63V65H74V63ZM85 62V63H84ZM87 62V63H86ZM89 62V63H88ZM94 63V64H92V63ZM96 62V63H95ZM100 62L101 63V65L103 66V69H101L102 68V66L100 65V63H99V69H98V63ZM106 62H107V64H106ZM109 62V63H108ZM119 62V63H118ZM121 62V63H120ZM134 62V63H133ZM152 62H153V64H152ZM173 62H174V64H173ZM180 62V63H179ZM186 62V63H185ZM194 62H195V64H194ZM228 62H229V64H228ZM42 63V64H41ZM45 63V64H44ZM46 63H50L51 65H48V64H46ZM58 63H60L59 65H58ZM61 63H63L64 65H62ZM124 63V64H123ZM140 63H142V64H140ZM156 63V64H155ZM182 63H183V65H182ZM212 63V64H211ZM219 65H218V64ZM7 66H6V65ZM27 64V63H26ZM79 64H80V66H79ZM84 64V65H83ZM110 64V65H109ZM127 64V65H126ZM133 64V65H132ZM151 64V65H150ZM185 64V65H184ZM187 64V65H186ZM189 64H190V66H189ZM199 64H201V65H199ZM202 64H205V65H203V67H206V68H208V69H210L211 70V68H213L211 71H210V75H208V77H209V79H208V77L207 78H205L203 81L206 83H204V82H202V85H203V87H205V90H204V88H203V90H202V92H200V93H198V91H195V90H197L198 88H197V84H195L196 82L197 83H199V82H201L200 80H197V79H199V78H193L192 79V77H187L188 79H186V78H184L189 72H197V73H201V70H202ZM14 65V66H13ZM34 65H37V66H34ZM45 65H47V66H45ZM92 65V66H91ZM96 65V66H95ZM107 65V66H106ZM109 65V66H108ZM112 65V66H111ZM123 66V68H122V70L120 69V67L119 66ZM136 65V66H135ZM141 65H143L142 67H141ZM148 65V66H147ZM210 65V67H207V66H209ZM213 65V66H212ZM6 66V67H5ZM17 66V67H16ZM55 66V67H54ZM59 66V67H58ZM75 66V67H74ZM78 66V67H77ZM91 66V67H90ZM94 66V68H92ZM106 66V68H104ZM114 66V69H112V68H108V67H113ZM116 66V67H115ZM117 66L119 67V69H120V71L118 70V69H116L117 68ZM146 66V67H145ZM149 66H151L150 68H149ZM152 66H154V67H156L157 69H152L153 67ZM179 66V67H178ZM194 66V67H193ZM217 66H219L218 68H217ZM221 66H223V67H221ZM227 66V67H226ZM23 67H24V69H23ZM46 67H48V68H46ZM80 67V68H79ZM97 67V68H96ZM126 67V68H125ZM136 67H137V69H136ZM139 67H141L140 69H139V71H138V68ZM144 67V68H143ZM148 67V68H147ZM183 67V68H182ZM225 67V68H224ZM31 68H32V72L30 71L31 70ZM34 68H36V69H34ZM48 70V72H47V70ZM57 68H59V69H57ZM60 68H61V70H60ZM62 68L64 69V70H66V71H64V70H62ZM68 68V69H67ZM69 68H71L70 69V72H72V73H69V72H67V71H69ZM76 68V69H75ZM91 68H92V71H91ZM143 68V69H142ZM175 69L176 70V72H179V70H180V72L179 73H173V74H175V76L173 77V74H171L172 75V77H171V75H168L167 76V79L169 78V79H171L172 80V78H174L173 79V81H175L176 79L175 78H177V77H179L180 75H184V77H182V76H180L179 77V80L177 81V87L176 88H172V87H168L166 84H157L156 82H155V84L156 85H154V81H157V77H159L160 76V74L159 73H165L166 71L168 72L169 71V69ZM177 68V69H176ZM179 68H181V69H179ZM216 68L218 69V71L217 72H215L216 71ZM34 69V70H33ZM38 69V70H37ZM60 70V71H57L56 72V70ZM109 71H108V70ZM131 69H133V70H131ZM144 70L143 71V74H142V72L140 71V70ZM183 69H185L184 71H182ZM188 69V70H187ZM192 69V70H191ZM22 70H23V72H22ZM43 70V71H42ZM72 70V71H71ZM74 70H76L75 72H76V74H75V72H74ZM78 70V71H77ZM89 70V71H88ZM96 70V71H95ZM101 70V71H100ZM114 70V71H113ZM115 70L117 71V72H115ZM152 70V71H151ZM24 71L26 72V78L23 76V74H24ZM29 71V72H28ZM37 71V72H36ZM42 71V72H41ZM64 71V72H63ZM79 71H80V73H79ZM91 71V72H90ZM93 71H94V75H92L93 74ZM99 71V72H98ZM102 71L104 72L103 73V76H101L102 75ZM108 71V72H107ZM111 71V72H110ZM124 71H126L125 73H124ZM158 71V72H157ZM215 73H214V72ZM20 72H21V74H20ZM36 72V73H35ZM44 72V73H43ZM47 72V73H46ZM50 72V76L48 75V73ZM57 74H56V73ZM58 72H59V74H58ZM68 73V74H66V73ZM79 74H78V73ZM110 72V73H109ZM145 72V73H144ZM154 72V73H153ZM28 73V74H27ZM33 73V74H32ZM52 73H55V75L54 74H52ZM62 73H64V74H62ZM83 73V74H82ZM96 73L98 74V76L100 75V77H98L97 75H96ZM101 73V74H100ZM107 73V74H106ZM147 73V74H146ZM181 73H184V74H181ZM211 73H213V74H211ZM217 73V74H216ZM31 75V77L30 78H32V79H30L29 78V76ZM41 74H42V76H41ZM47 74V75H46ZM72 74V75H71ZM86 74V75H85ZM105 74V75H104ZM123 74V75H122ZM145 74V75H144ZM151 74V75H150ZM159 74V75H158ZM177 74V75H176ZM180 74V75H179ZM186 74V75H185ZM32 75H33V77H32ZM46 75V76H45ZM56 75H58L57 76V78H56V80L58 81H56V82H54L53 84H54V86L55 87H60L59 85H61V83H62V87L64 88V85L66 84V82L68 83V80H70L69 81V83L67 84V85H65L66 87L64 88V89H66L67 91H68V89H69V93L66 91V90H64L63 88V91L61 90V88L60 89H52V88H54V86L52 87V85H51V83H49V82H51V79L52 78H54V76H56ZM59 75H60V78H58L59 77ZM64 77V75L66 76V77H64V78H62V76ZM69 75H71V78L72 77H74L73 79H71V78H69L70 76ZM75 75L76 76H78L77 78L75 77ZM83 75V76H82ZM112 75H113V77H112ZM149 75V76H148ZM21 76V77H20ZM81 76V77H80ZM93 76V77H92ZM95 76H97V77H95ZM106 76V77H105ZM116 76V77H115ZM154 76V77H153ZM177 76V77H176ZM24 77V78H23ZM37 77V78H36ZM49 79H48V78ZM87 77V78H86ZM104 78L105 77V79H103L102 80V78ZM108 77H109V80H108ZM110 77H112V78H110ZM149 77H153V79L152 78H149ZM45 78H46V80H45ZM51 78V79H50ZM66 78H67V81H66ZM84 78V79H83ZM93 78V79H92ZM97 78V79H96ZM106 78H107V80H106ZM154 78H156V80H154ZM161 78V77H160ZM160 78H158V79H160ZM190 78V79H189ZM211 78H213V79H211ZM230 78V77H229ZM227 78V82L229 83V84H234L233 83V81H232V79L230 78ZM28 79H30L28 82H27V80ZM44 79V80H43ZM59 79H60V81H59ZM63 81H62V80ZM80 79V80H79ZM82 79V80H81ZM89 79L91 80V81H89ZM95 79V80H94ZM136 79V80H135ZM153 81H152V80ZM178 79V78H177ZM186 79V80H185ZM33 80V81H32ZM98 80V81H97ZM105 80H106V82H105ZM116 80V81H115ZM140 80V81H139ZM151 80V81H150ZM195 80H197V81H195ZM205 80H207L208 82H210V83H212V84H210V83H208V82H206ZM216 82H215V81ZM30 81H31V83H30ZM35 81H37L36 82V84H35ZM42 83V84H40V82ZM43 81L45 82V83H43ZM77 81H81L80 83L79 82H77ZM94 81V82H93ZM97 81V82H96ZM114 81V82H113ZM141 81H144V82H147V83H144V82H141ZM170 81V80H169ZM24 82L26 83L27 82V86H26V84L25 85H23L24 84ZM34 82V83H33ZM64 82V83H63ZM72 82V83H71ZM75 82H77V84H78V86L76 87V85L77 84H75L74 85V83ZM86 82V83H85ZM117 82V83H116ZM130 82H132L133 83V87H132V83H130ZM153 82V83H152ZM17 83V84H16ZM20 83H22V84H20ZM55 83H57V84H55ZM98 83V84H97ZM100 83V84H99ZM138 83H140V85L138 84ZM142 83V84H141ZM179 83V84H178ZM194 83V84H193ZM32 84H34L35 86L34 87H32L33 85ZM37 84H39V86L40 87H38V85ZM43 84H50L48 87L45 85L44 86V89L42 88L41 89V87H43ZM71 84V85H70ZM87 84H88V86H87ZM102 84V85H101ZM124 84H128V85H131V86H129L130 88H128V85L127 86H125ZM182 84V85H181ZM184 84V85H183ZM210 84V85H209ZM22 85V86H21ZM57 85V86H56ZM82 85V86H81ZM86 85V86H85ZM117 85V86H116ZM120 85V86H119ZM122 85H124V86H122ZM138 85V86H137ZM151 85V86H150ZM153 85H154V87H156V89L155 88H153ZM186 85V86H185ZM189 85V86H188ZM23 86H25V87H23ZM51 86V87H50ZM67 86H69V87H67ZM76 87V89H75V87ZM91 86V87H90ZM101 86H103V87H101ZM106 86V87H105ZM112 86V87H111ZM114 86V87H113ZM145 86V87H144ZM181 86V88H183L182 90H186L185 92L184 91H181V90H179V87ZM190 86H192V87H190ZM209 86V87H208ZM243 86H246V83L245 84H243ZM35 87H37V88H35ZM45 87H46V89H45ZM89 87V88H88ZM141 87V88H140ZM144 87V88H143ZM152 88V90H151V88ZM166 89V91L163 89ZM207 87V88H206ZM11 88V87H10ZM20 88V89H19ZM23 88V89H22ZM31 88V89H30ZM40 88V90H38ZM48 88V89H47ZM50 88V89H49ZM68 88V89H67ZM74 88V90H72ZM88 88V89H87ZM103 88H105L104 89V91H103ZM139 88V89H138ZM159 88H160V90H159ZM180 88V89H181ZM189 90H188V89ZM191 88V89H190ZM197 88V89H196ZM5 89V90H4ZM17 89H19V90H17ZM35 89V92L33 91ZM37 89V90H36ZM52 89V90H51ZM90 89V90H89ZM106 89H107V91H106ZM112 91H111V90ZM125 89V90H124ZM127 89H128V92H127ZM130 89V90H129ZM135 89H136V91H135ZM141 89H142V91H141ZM148 89V90H147ZM161 89L163 90V91H165L164 92V94L162 93L163 91H161ZM173 89V90H172ZM174 89H175V91H174ZM195 89V90H194ZM17 90V91H16ZM44 90H46V91H44ZM51 92H49V91ZM85 90V91H84ZM86 90L88 91V93L86 92ZM110 90V91H109ZM131 90H132V92H131ZM154 90V91H153ZM158 90V91H157ZM172 90V91H171ZM176 90H177V92H176ZM188 90V91H187ZM1 91V92H2ZM41 91V92H40ZM44 91V92H43ZM56 91V92H55ZM59 91H62V93L61 92H59ZM73 91V92H72ZM78 91V92H77ZM100 91V92H99ZM106 91V92H105ZM117 91H119V93H117ZM123 91H124V94H123ZM129 91L131 92V93H129ZM139 91V92H138ZM161 91V92H160ZM181 91V92H180ZM0 92V93H1ZM26 92H27V94H26ZM31 92V93H30ZM37 92V93H36ZM41 94H39V93ZM43 92V93H42ZM52 92H54L53 94H52ZM77 92V93H76ZM113 92H114V96H113ZM127 92V93H126ZM133 92H134V94L135 93H137L135 96H134V99H133V97H132V100H131V96H133L134 94H133ZM141 92H142V94H141ZM155 92V93H154ZM14 93V94H13ZM18 95H17V94ZM29 93H30V95H29ZM67 93V94H66ZM73 93H76V94H73ZM79 93H81V94H79ZM100 93L102 94V97H101V95H100ZM122 93V94H121ZM127 94V97L126 96H124V95H126ZM147 93V94H146ZM151 93V94H150ZM160 93H162V94H160ZM25 94V95H24ZM34 94V95H33ZM38 96H36V95ZM105 94V95H104ZM119 94V95H118ZM128 94H129V96H128ZM158 94V95H157ZM167 96H166V95ZM199 94H201V95H199ZM17 97H16V96ZM34 97H33V96ZM40 95V96H39ZM71 95H73L72 97H71ZM75 95H76V97H75ZM91 95H92V97H93V99L95 98L96 100H94V101H92L91 100ZM96 95V96H95ZM116 95V96H115ZM120 95H121V97L122 96H124L125 98L123 99V98H121L120 97ZM143 96L142 98H144V99H141V97H139V96ZM146 97H148V98H146ZM152 95V96H151ZM155 95V96H154ZM161 95V96H160ZM199 95V96H198ZM15 96V97H14ZM33 97V98H35V100L33 99V98H30V97ZM53 96V97H52ZM69 96H70V98H69ZM83 96V97H82ZM86 96H88L87 98L88 99H90V101L88 100V99H86ZM91 98H90V97ZM118 96H119V98H118ZM139 97V99H138V97ZM163 96V97H162ZM48 97V98H47ZM54 97H56V99L54 98ZM109 97H111V100H109L110 98ZM114 97V98H113ZM168 97H174V99L175 100H173L172 98H169V100H168V98L166 99V98ZM27 98H28V102H27ZM30 98V99H29ZM38 98H40V99H38ZM42 98V99H41ZM55 99L56 101L55 102H57L56 103V105L54 104V103H52V102H50L48 99ZM77 98V99H76ZM106 98H108V99H106ZM118 98V99H117ZM120 98L123 100H121V102H120ZM138 100H137V99ZM105 99V100H104ZM136 99V100H135ZM149 99V100H148ZM22 100V101H21ZM25 100H26V102H25ZM37 100V101H36ZM86 100V101H85ZM98 100V101H97ZM102 100V101H101ZM110 102H109V101ZM119 100V101H118ZM127 100V101H126ZM130 100V101H129ZM140 100H142V101H140ZM162 100V101H161ZM163 100H165V101H163ZM168 100V101H167ZM171 100V101H170ZM61 101V102H60ZM79 101V102H78ZM105 101H106V104H105ZM115 101H118V102H115ZM136 101V102H135ZM140 101V102H139ZM146 101V102H145ZM167 101V102H166ZM179 102V104L177 103H175V102ZM6 102V103H5ZM18 102V103H17ZM82 102V103H81ZM86 102L87 103H89L87 106L88 107H90L91 106V108L93 107L94 109L92 110V111H94V112H92L91 110H90V108L88 109V107H87V109L88 110H90V111H88V110H85V108H86V106L83 104V103H85L86 104ZM93 104H92V103ZM95 102V103H94ZM96 102H98V104L96 103ZM100 102V103H99ZM102 102V103H101ZM109 102V103H108ZM120 102V103H119ZM128 102V103H127ZM131 102H132V104H131ZM145 102V103H144ZM167 104H166V103ZM4 103V104H3ZM9 103V104H8ZM12 103H13V105H12ZM23 103V104H22ZM112 103V104H111ZM125 105H128V104H130V107H129V105L128 106H125ZM148 103V104H147ZM161 103H163V105L161 104ZM166 105H165V104ZM239 103V102H238ZM3 104V105H2ZM28 104H30L29 106H28ZM51 104H53L54 106L52 107V105ZM94 104H96L95 106H94ZM103 104V105H102ZM107 104H108V106H109V104H110V106L108 107L107 106ZM8 105V106H7ZM27 105V106H26ZM83 105H84V107L85 108H83ZM97 105H98V107H97ZM99 105L101 106V107H103V109L100 107L99 108ZM124 105V106H123ZM132 105V106H131ZM173 105V106H172ZM174 105H176L175 107H174ZM180 105H181V110L179 109L180 108ZM4 106V107H3ZM12 106V107H11ZM31 106V107H30ZM146 106H147V108H146ZM160 106H161V108H160ZM169 107V109L167 108V107ZM1 107H3L2 109H1ZM10 107V108H9ZM28 107L30 108V109H28ZM36 107V108H35ZM105 107V108H104ZM109 109H108V108ZM112 107V108H111ZM113 107H115L116 108V113L114 112V110H115V108H113ZM123 107V108H122ZM126 107V108H125ZM131 109L130 111H129V109ZM177 107V108H176ZM32 108H35V109H32ZM53 108H54V110L56 111H59V113L58 114H60V112H61V110H62V114H61V116H59V122L62 120V122H64V123H62L61 122V124L59 123V122H57V124H56V121H54L52 118H51V115L50 114H52L53 112H54V110H53ZM64 108V109H63ZM112 110H111V109ZM144 108V109H143ZM146 108V109H145ZM165 108H167V111H166V109ZM173 108V110L171 111V109ZM174 108H176V110H174ZM26 109V110H25ZM27 109H28V111H27ZM41 109V110H40ZM84 109V110H83ZM118 109V110H117ZM125 109H127V110H125ZM133 109H135V110H133ZM139 109V110H138ZM179 109V110H178ZM24 110H25V112H24ZM30 110V111H29ZM37 110V111H36ZM52 110H53V112H52ZM103 110H105V111H107V113L106 112H104ZM124 110V111H123ZM143 110V111H142ZM157 110H159V111H157ZM160 110H162V111H160ZM177 110L179 111L178 113H180L179 115H175V113L177 112ZM17 111H18V113H17ZM39 111V112H38ZM43 111V113H41ZM46 111H47V113L48 114H46ZM103 111V112H102ZM110 111H112V112H114L113 114H112V112H110ZM128 111V112H127ZM133 111V112H132ZM176 111V112H175ZM181 111V112H180ZM241 110H238L237 112H240ZM22 112V113H21ZM32 112V113H31ZM44 112H45V114H46V116H45V114H44ZM83 112H84V115H83ZM86 112H88V114L86 113ZM109 112V113H108ZM159 112V113H158ZM172 112V113H171ZM242 112V111H241ZM39 113H41V115L39 114ZM50 113V114H49ZM82 113V114H81ZM164 113V115L163 116H161L162 114ZM167 113H169L168 115L170 116V115H172L173 113V115L172 116H170L171 118H168L169 119V123H167V118H165L166 116H167ZM171 113V114H170ZM27 114V115H26ZM39 114V115H38ZM77 114H79V117H78V115ZM80 114H81V116H80ZM86 114V115H85ZM108 114V116H106ZM111 114V116H109ZM124 114H126V115H124ZM127 114H128V116H127ZM156 114V115H155ZM177 114V113H176ZM182 114V115H181ZM223 114V115H222ZM37 115H38V117H37ZM131 115V116H130ZM136 115V116H135ZM140 115H141V118H140ZM150 115V116H149ZM154 115H155V117H154ZM176 116L175 118L173 117V116ZM6 116V117H5ZM24 118H23V117ZM40 116V117H39ZM83 116H84V118H83ZM114 118H113V117ZM116 116V117H115ZM126 116V117H125ZM145 116V117H144ZM4 117V118H3ZM19 117V118H18ZM75 117V118H74ZM78 117V118H77ZM147 117V118H146ZM149 117V118H148ZM151 117H152V119H151ZM180 117V118H179ZM27 118V119H26ZM37 118H39V119H37ZM71 118H72V120L74 119H76L75 121L73 120V121H71ZM83 118V119H82ZM93 118V120H90V119H92ZM136 118V119H135ZM139 118V119H138ZM143 118V119H142ZM159 118V120L161 119V120H163L162 118H165L164 120H166V122L164 121V122H160V123H156L155 121L157 120ZM178 118V119H177ZM34 119V120H33ZM47 119H48V121H47ZM82 119V120H81ZM116 119V120H115ZM122 119H124V120H122ZM127 119V120H126ZM133 121V124H132V122H131V120ZM146 119V120H145ZM173 120L175 123L173 124L172 122L173 121H171V120ZM179 120L178 122H177V120ZM8 120H10V121H8ZM12 120V121H11ZM126 120V122H124L123 123V121H125ZM135 120H136V122H135ZM139 120V121H138ZM145 120V121H144ZM147 120H149L148 122H147ZM159 120L157 121V122H159ZM239 120H241V117L239 116ZM8 121V122H7ZM14 121V122H13ZM17 121V122H16ZM50 121H52V122H50ZM69 121V122H68ZM78 121H79V123H78ZM90 121V122H89ZM117 121V122H116ZM130 121V122H129ZM143 121V122H142ZM181 121V122H180ZM192 121H194L193 123H191ZM196 121V122H195ZM10 122V123H9ZM36 122V123H35ZM49 122V123H48ZM70 122L72 123V125L70 124ZM139 122V123H138ZM145 122V124H142V123H144ZM147 122V123H146ZM21 123L23 124V127H21L22 125H21ZM41 123V124H40ZM51 123V124H50ZM55 123V124H54ZM58 123H59V125H58ZM68 123V124H67ZM77 123L79 124V125H77ZM83 123V124H82ZM96 123V124H95ZM118 123V124H117ZM137 123V124H136ZM165 123V124H164ZM177 123V124H176ZM191 123V125H189ZM13 124V125H12ZM46 124V125H45ZM51 125L52 127H50L49 125ZM54 124V125H53ZM107 124V125H106ZM121 124V125H120ZM135 124H136V126H135ZM159 124V125H158ZM162 124V125H161ZM164 124V125H163ZM169 124V126H171V124H172V126H171V128L169 127V129L167 128V125ZM5 125H7L8 127H6ZM18 125V126H17ZM21 125V126H20ZM57 125V126H56ZM67 125L69 126V127H67ZM97 125H99V126H97ZM104 125V126H103ZM109 125H110V127H109ZM116 125H117V127H116ZM119 125H120V127H119ZM129 125V126H130ZM133 125V126H132ZM161 125V126H160ZM16 128H15V127ZM56 126V127H55ZM101 126V127H100ZM106 126V127H105ZM153 126H155V127H153ZM157 126V127H156ZM13 127V128H12ZM49 127V128H48ZM58 127H60V128H58ZM65 129H64V128ZM115 127V128H114ZM179 129H178V128ZM10 128V129H9ZM15 128V129H14ZM52 128H54V129H52ZM83 128L85 129V130H83ZM87 128V129H86ZM130 128V129H129ZM145 128V127H144ZM175 128V129H174ZM57 129H59V130H57ZM100 129V130H99ZM108 129H110V130H108ZM116 129V130H115ZM124 129H125V131H124ZM154 129L156 130V131H154ZM173 129V130H172ZM201 129V128H200ZM7 130L9 131V130H11V132H12V134H11V132L9 131V132H7ZM29 131L31 134H27V133H25V131ZM50 130V131H49ZM52 130H54L53 132H52ZM57 130V131H56ZM75 130H77V131H75ZM106 130H108V131H106ZM113 130V131H112ZM128 130V131H127ZM160 130V131H159ZM173 132H172V131ZM177 130V133L179 134H177L175 131ZM182 132H181V131ZM15 131V132H14ZM23 131H24V133L25 134H23ZM88 131V132H87ZM127 131V132H126ZM133 131V130H132ZM138 131V130H137ZM159 131V132H158ZM164 131L165 132H167L166 134L167 135H169V138H168V136L166 135V137H163L164 136ZM171 131V132H170ZM184 131V132H183ZM201 130H199V132H200ZM204 131V130H203ZM203 131H201V133L203 132ZM4 132V133H3ZM14 132V133H13ZM56 132H57V134H56ZM76 132V133H75ZM125 132V133H124ZM155 132V133H154ZM157 132V133H156ZM161 132V133H160ZM3 133V134H2ZM15 133H17V134H15ZM18 133H21V135L20 134H18ZM52 133V134H51ZM55 133V134H54ZM96 133V134H95ZM99 135H98V134ZM114 133H112L111 135H112V137H114L115 135H117L116 137H118V134H115L114 135ZM140 133V131H138V134ZM159 133V134H158ZM173 133H175L174 135H173ZM201 133H199V134H201ZM6 134H8L7 136H6ZM12 135V137H10L11 135ZM47 134H48V136H47ZM50 134H51V136H50ZM78 134V135H77ZM84 134V135H83ZM88 134V135H87ZM91 134V135H90ZM161 134H162V136H161ZM170 134L172 135L171 137H170ZM182 134V135H181ZM2 135V136H1ZM10 135V136H9ZM13 135H15V136H13ZM40 135V136H39ZM41 135H42V137H41ZM56 137H55V136ZM75 135H76V137H75ZM83 135V137H81ZM95 135H96V137H95ZM152 135V136H151ZM156 135H158V137L156 136ZM5 136L7 137V138H5ZM30 136V137H29ZM50 136V137H49ZM97 136H98V138H97ZM100 136V137H99ZM138 136V135H137ZM148 136H149V138H148ZM2 137H4V138H2ZM13 137L14 138H16V139H18V140H14L13 141ZM34 137V138H33ZM53 139H52V138ZM80 137V138H79ZM104 138V139H102V138ZM159 137H163L162 138V140H161V138H159ZM189 137V138H188ZM9 138V139H8ZM20 138V139H19ZM33 138V139H32ZM42 139V141H41V139ZM69 138H70V141H71V144H70V142L68 143V141H69ZM84 138V139H83ZM94 138H96V139H94ZM147 138V139H146ZM155 138H156V140H155ZM158 138H159V140H158ZM166 138H168V139H166ZM12 141H11V140ZM76 139V140H75ZM96 141H94V140ZM151 139V140H150ZM165 139H166V141H165ZM171 139V140H170ZM2 140V141H1ZM20 140H22V141H20ZM25 140V141H24ZM57 140V141H56ZM75 140V141H74ZM80 142H79V141ZM100 140V141H99ZM103 140V141H102ZM158 140V141H157ZM237 140V141H236ZM236 140H233L232 142H231V146H237V147H240V142H239V140L240 141H243V139H242V137L241 136H239V138L238 139H236ZM4 141V142H3ZM8 141H11V142H9V143H11V144H9L8 143ZM18 141L19 142H22V143H18ZM28 142V144L29 145H27L26 143ZM32 141V142H31ZM36 141H39V142H36ZM90 141V142H89ZM103 143H102V142ZM150 141H153V142H150ZM15 142H17V144L15 143ZM26 142V143H25ZM51 142H52V144H51ZM97 142H98V144H102V146H100V145H98L97 144ZM172 142V143H171ZM24 143V144H23ZM32 143V144H31ZM37 145H36V144ZM38 143L40 144L41 143V146L40 145H38ZM48 143H49V145H48ZM62 143V144H61ZM73 143V144H72ZM257 141L256 140H251L250 141V143H248V145H246V147H243V148H245V149H242L241 150V152L240 153H232V154H227L226 155V151L225 152H221L220 153V155H221V157H223V155L225 156V161H224V163H227V162H229V160L231 161L230 163L231 164H234V165H236L237 163V165L239 166V169H240V172H239V176L240 177H242L243 179L246 177V172H247V170L248 171H250V173H249V179L251 180V181H253V182H250V180L248 179L247 180V182L246 181H241V183H240V181L239 182H237V183H239V184H237L236 185V187H238V188H244V187H247V188H249V190H250V196L248 197V199L242 204V206H240V207H237L236 209L238 210H236V214L234 213L232 216H230L229 217V219H233V224L234 225H232V223L227 227V229H222V230H216V233H214L215 231H210V233H209V231L207 232V233H203V232H200L198 235H200L201 237H205V236H211L210 237V239H208L210 242H208V240H205V241H202V242H198V243H193L192 244V248H191V250H190V252H192L191 253V261H192V264H196L197 262V264H227L228 263V261H229V263L228 264H264V196H258V192L260 191V190H263L264 189V171L263 172H259L260 174H262V175H260L258 178H257V175H256V177H255V174H256V172H257V170L256 169H254V167L252 166V165H247L246 167L242 164H240V162H244V161H246L247 160V158H248V160H251L249 157H255V159L254 160H251V161H256L257 162V164H264L263 162H264V159L263 158H261V159H259V158H257V156H261L262 155V149H260V148H257L256 146H257ZM7 144H9V146L7 145ZM14 144H15V146H14ZM21 144V145H20ZM62 146H64V147H67V149H70V152H72V153H70L69 154V152H68V155H64L63 153H65L64 152V150H61V152H60V150H58V148H57V150L55 149V148H53V145H54V147H56V145H57V147H59L60 145ZM97 144V145H96ZM250 144V145H249ZM1 145H5V146H7L6 148H5V146L4 147H2ZM10 145H11V147H10ZM20 145V146H19ZM24 145V146H23ZM46 147H45V146ZM68 145V146H67ZM89 145V146H88ZM95 145V147H92V146H94ZM13 146V147H12ZM28 147V149H27V147ZM30 146H31V148H30ZM37 146H38V148H37ZM96 146H98V148H99V152H97L98 150H97V147ZM40 147V148H39ZM82 147V148H81ZM100 147H104V149L102 148V149H100ZM264 147V146H263ZM5 148V149H4ZM14 148V149H13ZM15 148H16V150H15ZM23 148V149H22ZM4 149V150H3ZM6 149H7V151H6ZM12 149V150H11ZM21 149V150H20ZM37 149V150H36ZM44 149V150H43ZM47 149V150H46ZM49 149V150H48ZM89 151H88V150ZM23 150V151H22ZM36 150V151H35ZM72 150V151H71ZM92 152H91V151ZM97 150V151H96ZM25 151V152H24ZM27 151V152H26ZM30 151V152H29ZM40 151V152H39ZM43 151H44V153H43ZM53 151V152H52ZM58 151H59V153H58ZM94 151V152H93ZM202 151V150H201ZM201 151H197L196 152V150L193 152V154L195 153H197V155H195L196 157H200V158H204L205 159V157L207 158V157H210V156H212V154L211 153H209V152H207V151H202V153H201ZM2 152V153H1ZM22 152H24L25 153V155H24V153H22ZM31 152H32V154H31ZM37 152V153H36ZM39 152V153H38ZM204 152H206V153H204ZM7 153V154H6ZM89 153V155H87ZM95 153V154H94ZM96 153H97V155H96ZM225 153V154H224ZM39 154H41V155H39ZM45 154V155H44ZM50 154V155H49ZM67 154V153H66ZM71 154H72V156H71ZM93 154V157L95 158H93L91 155ZM263 154H264V151H263ZM22 155V156H21ZM54 155H56V157H57V155H58V160L57 159H54L53 157H55ZM60 155H61V157H63V159L60 157ZM64 155V156H63ZM199 155V156H198ZM209 155V156H208ZM217 155V154H216ZM232 155V156H231ZM3 156V157H2ZM8 156V157H7ZM20 156V157H19ZM26 156V157H25ZM34 156V157H33ZM66 156V157H65ZM68 156H70V157H68ZM96 156V157H95ZM144 156V155H143ZM202 156V157H201ZM227 156V157H226ZM12 157V158H11ZM18 159H17V158ZM33 157V158H32ZM36 157H38V158H36ZM51 159L52 158V160H50L49 158ZM55 157V158H56ZM68 157V158H67ZM91 157H92V159H91ZM252 157V158H253ZM16 158V159H15ZM25 158V159H24ZM45 158V159H44ZM59 158H60V161L63 163V161L65 162V161H67V159L69 160V161H67V162H65L66 164L68 163L69 165H65L64 166V164L65 163H61V162H59ZM66 158V159H65ZM69 158H71V159H69ZM230 158V159H229ZM246 158V159H245ZM12 159V160H11ZM15 159V160H14ZM22 159V160H21ZM24 159V160H23ZM34 159V160H33ZM39 159V160H38ZM73 159L75 160V159H77V160H75V161H73ZM90 159L92 160V161H90ZM234 159H236V162L234 161ZM257 159V160H256ZM263 159V160H262ZM56 160V161H55ZM71 160V161H70ZM86 160V161H85ZM240 160V161H239ZM259 160H262V161H259ZM19 161V162H18ZM26 161V162H25ZM50 161V162H49ZM233 161V162H232ZM13 162H14V164H13ZM18 162V163H17ZM56 162V163H55ZM72 163L71 165H70V163ZM74 162V163H73ZM89 162H91V163H89ZM235 162V163H234ZM256 162H253V163H255L256 164ZM57 163H60V164H57ZM98 163V162H97ZM83 164V165H82ZM99 164V163H98ZM261 164V165H262ZM14 165V166H13ZM17 165V166H16ZM31 165V166H30ZM50 167H49V166ZM92 165V167L90 168V166ZM8 167V169H7V167ZM45 166V168H46V166H47V170H49V169H51L49 172L47 171L46 172V170L44 169V168H42V167H44ZM67 166H69V167H67ZM70 166H71V168H70ZM96 166V167H95ZM263 167H264V165H262ZM85 169H84V168ZM94 167V168H93ZM235 168H236V166H234ZM233 167V169L232 170H230V171H232L231 173H234L235 172V168ZM245 167V168H244ZM43 170H42V169ZM87 168H89V169H87ZM6 169V170H5ZM12 169V170H11ZM18 169V170H17ZM39 169H41V170H39ZM87 169V170H86ZM92 169V170H91ZM225 169V167H223L222 168V171L224 172V174H225V171H226V169ZM15 170V171H14ZM39 170V171H38ZM84 170V171H83ZM4 171V172H3ZM6 171V172H5ZM19 171V172H18ZM41 171V172H40ZM253 173H252V172ZM8 172V173H7ZM23 172V173H22ZM45 172L47 173V174H51L52 176H54V177H49L47 174H45ZM10 173V174H9ZM39 173V174H38ZM65 173H66V176H65ZM40 174H43V175H40ZM40 175V176H39ZM48 177H47V176ZM61 175L62 176H64V177H62V179H61ZM30 176V177H29ZM36 176V177H35ZM42 176V178H43V181H42V178H40ZM38 177H39V179H38ZM46 177V178H45ZM33 178H35V179H33ZM49 178V179H48ZM60 178V179H59ZM45 179H47V180H45ZM52 180V182H51V180ZM157 179L158 180H161L162 178L161 177H157ZM36 180V183L34 182ZM37 180H38V182L40 183V185H38L39 183L37 182ZM39 180H41V181H39ZM47 181L48 182V180H49V182L48 183H46L45 181ZM58 180H59V182H58ZM61 180V181H60ZM66 180V181H65ZM256 180V181H255ZM261 180V181H260ZM55 181L57 182V183H55ZM257 181H258V183H257ZM61 182H63V183H65V184H61ZM38 183V184H37ZM43 183V184H42ZM58 183H60L59 184V186L61 185L62 187H60V188H58ZM255 183V184H254ZM32 184H34L33 185V187L31 186ZM43 185V187H41L42 185ZM45 184V185H44ZM53 184H54V186H53ZM55 184H56V186H55ZM85 184H87V187H86V185ZM168 184H169V186L170 187H172L173 185V183H172V181H169L168 182ZM28 185H30V186H28ZM51 185L53 186L52 188H51ZM64 185V186H63ZM83 185H85V186H83V188L82 189H80L81 187ZM93 185H96L95 186V188H96V190L93 188ZM90 186V187H89ZM27 187V188H26ZM28 187H30V188H28ZM32 187V188H31ZM45 187H48V188H45ZM51 189H50V188ZM56 187H57V189L59 190H57L56 189ZM78 187V188H77ZM86 187V188H85ZM105 187V188H104ZM35 188V189H34ZM62 188V189H61ZM70 188V189H69ZM87 190V191H85V189ZM89 188V189H88ZM117 188V189H116ZM26 189V190H25ZM45 189H47L46 191H48L49 189V192L51 193V195H49L48 196V194H50L49 192H45L46 194L44 195V191H45ZM52 189H53V191H52ZM93 189H94V193H93ZM240 189H238V190H240ZM14 190H16L15 192H14ZM23 190H25V191H28V192H26V193H24L23 192ZM32 190H33V192H32ZM57 190V191H56ZM75 190H76V192H75ZM79 190H81V192L79 191ZM89 190V191H88ZM259 190V191H258ZM54 191H56V192H54ZM73 191H74V193L76 194L77 193V196L73 193ZM108 191V192H107ZM54 192V193H53ZM83 192H87V194L86 195H88L87 197L90 199H87V197H85V196H83V198H82V195H80V194H84ZM91 192V193H90ZM11 193V192H10ZM29 195H28V194ZM32 193V194H31ZM38 193V194H37ZM71 193H73L72 195H71ZM78 193H79V196H78ZM90 195H89V194ZM163 193L164 194H166V195H169L170 194V192H169V190L168 189H165V190H163ZM25 194V195H24ZM37 194V195H36ZM42 194L44 195V196H42ZM31 195V197L33 196V199L34 198H37V196H39L37 199H35L36 200V202H35V200H32L35 204H38V205H34L33 204V202L31 203L32 205H30V202H29V200H28V198H29V196ZM75 195V196H74ZM25 196V197H24ZM28 196V197H27ZM35 196V197H34ZM51 196V197H50ZM236 196L238 197V198H243L244 196H243V194H241V193H236ZM243 196V197H242ZM256 196V197H255ZM80 199H79V198ZM24 198V199H23ZM25 198H27V199H25ZM73 198V199H72ZM76 198V199H75ZM193 198H195V197H193ZM260 198H262L261 200H260ZM38 199H39V201H38ZM84 199H86L87 200V202H85L84 201ZM92 199V200H91ZM131 199V200H130ZM138 199V200H137ZM185 199L187 200V201H189L190 200V198L189 197H185ZM31 200V199H30ZM64 200V201H63ZM75 200V201H74ZM79 200V201H78ZM130 200V201H129ZM191 200H192V198H191ZM236 199H234L233 201H232V203H231V206L233 207V205L234 206H237V202L235 201ZM263 200V201H262ZM25 201V202H24ZM76 201H78L77 203H76ZM80 201H81V203H80ZM83 201L85 202L83 205H82V203H83ZM91 201V202H90ZM140 203H139V202ZM248 201V202H247ZM2 202V203H1ZM26 202H27V205H26ZM138 202V203H137ZM255 202V203H254ZM4 203V204H3ZM261 203H263V204H261ZM75 204V205H74ZM79 204V205H78ZM89 204H91V205H89ZM95 205V207H96V209L98 208V212L96 211V209H95V207H92L93 205ZM193 204H194V207L195 208H199L200 207V205H199V203H197V202H193ZM34 205V206H33ZM49 205V206H48ZM81 205V206H80ZM88 205V206H87ZM138 205V206H137ZM251 205H254V207L256 208V211H258V215H256L255 216V218H254V223L252 224V222H248V216H249V209H250V207L249 206H251ZM41 206L43 207V208H46L47 206V209H44V210H48L47 212H45V213H48V219L50 218V222H49V224H50V226H49V229H50V231L49 232H47V230H45V227L43 226V227H41V225H40V228H39V225H34L33 223L35 222V221H37V220H29L30 218H32L33 216H34V218L33 219H38L39 217H36L37 215H39L41 212H39V210L40 211H42V209H41ZM66 206V207H65ZM76 206V207H75ZM91 206V207H90ZM129 206V207H128ZM257 206V207H256ZM34 208L35 210H37L38 208H40L39 210H38V213H37V211H35L34 209H32V208ZM71 207H73L72 208V210H71ZM84 207V206H83ZM93 208L94 210H93V212L91 213V215H90V217H89V215H88V212H89V210H87L86 208ZM133 207V208H132ZM28 208H29V210H28ZM249 208V209H248ZM90 209V211H92ZM244 209V210H243ZM30 210H34L33 212H31ZM80 211V213H79V211ZM100 210V211H99ZM112 210V211H111ZM87 211V212H86ZM245 211V212H244ZM34 212H36L35 214H37L36 216H35V214L33 215V213ZM94 212L96 213V214H94ZM243 212V213H242ZM29 214L30 216L28 217V219L27 220H29L30 221V223H32V225H33V227L31 226V225H29V226H31V227H28V230L26 231L27 233H23V235H21V236H18V235H16L17 233H16V228L14 229V227H16V225H18L17 223H18V221L19 220H22L21 219V217H24L25 216V214ZM85 213V214H84ZM107 213V214H106ZM146 213V210L145 211H141V213L139 212L137 215H135V216H132L133 218H135V219H139V218H141L142 216L141 215H144ZM157 215H155V214H152V216H150V215H147V216H149V217H143L144 218V220H143V222L141 223V225H140V227L141 226H143L144 227V223L146 224H149L150 223V226H149V228H150V235L152 236V237H154L155 236V234H154V230L155 229H157V227H159L158 225H160V222H159V219L158 218H155V217H159V213H156ZM248 214V215H247ZM80 215V216H81ZM105 215V216H104ZM51 216V217H50ZM93 218H92V217ZM88 217L89 218H91V219H94V220H91V219H89L88 220ZM20 218V219H19ZM19 219V220H18ZM97 219V221L96 222H94L95 220ZM101 219V220H100ZM158 219V220H157ZM14 220H16V221H14ZM18 220V221H17ZM74 220V219H73ZM72 220V221H73ZM76 220V219H75ZM88 220V221H87ZM150 220V221H149ZM234 220H235V222H234ZM39 221V220H38ZM37 221V222H38ZM53 221V222H52ZM71 221V222H72ZM89 221H91L90 222V224H89ZM14 222H16L15 224H14ZM51 222H52V224H51ZM87 222V223H86ZM237 222V224H235ZM54 223V224H53ZM84 223H86L87 225H85ZM96 224L97 226H95L94 224ZM38 224V223H37ZM61 224V225H60ZM65 224V225H64ZM88 224H89V226H88ZM93 224V225H92ZM240 224V225H239ZM237 225V226H236ZM34 226H36V228H34ZM86 226H87V229H86ZM95 226V227H94ZM240 226V227H239ZM52 227H53V230H52ZM143 227H141V229L143 228ZM32 228V229H31ZM44 228V229H43ZM64 228V229H63ZM99 228V227H98ZM162 228H164L163 230H162ZM161 228V232H165V233H167V231H168V228H167V226L166 225H164L163 227ZM63 229V230H62ZM84 229V230H83ZM100 229V228H99ZM54 230H55V232H56V234L57 233H59V234H55L54 233ZM78 230V231H77ZM80 230H83V231H81V233H80ZM228 230H230V232H228ZM29 231V232H28ZM45 231H46V233H48V234H46L45 233ZM222 231V232H221ZM250 231V232H249ZM35 234H34V233ZM40 233V236L38 235L39 233ZM50 232H53V236L51 235H49L50 234ZM78 232H79V234H82V232H83V234L82 235H80L79 236V234H78ZM31 233V234H30ZM33 233V234H32ZM37 233V234H36ZM45 233V234H44ZM76 233H77V235H76ZM201 233L203 234V235H201ZM218 233H219V236H218ZM229 233V234H228ZM52 234V233H51ZM55 234V235H54ZM208 234V235H207ZM221 234V235H220ZM30 235V236H29ZM32 235V236H31ZM34 235V236H33ZM38 235V236H37ZM73 235V236H72ZM89 237H88V236ZM147 234H144V233H142V234H140L138 237H137V239H136V243L138 244V246H136L135 247V249H134V251L133 250H129V249H127V248H125L124 246L122 247V248H120V250H121V253H123L124 254V257H125V259L126 260H130V258H131V255L130 254H132V253H138L139 252V250H140V248L141 247H143L142 245H144V246H146L147 244H146V241H147V236H146ZM198 235H196V236H198ZM223 235H225V236H223ZM230 235V236H229ZM16 236H17V238H16ZM50 236V237H49ZM60 236V237H59ZM76 236V237H75ZM199 236V237H200ZM220 236H221V238H220ZM232 236V237H231ZM23 239H22V238ZM59 237V238H58ZM72 237V238H71ZM80 237V238H79ZM200 237V238H201ZM212 237L214 238V239H212ZM218 237V238H217ZM227 238L229 239V240H227ZM51 239V238H50ZM79 239V240H78ZM217 239H219V240H217ZM223 239V240H222ZM15 240V241H14ZM69 240H71V241H69ZM222 240V241H221ZM8 241V242H7ZM10 241V242H9ZM14 241V242H13ZM24 241V242H23ZM73 241V242H72ZM83 241H87L86 243L84 242L83 243ZM212 241V242H211ZM222 243H221V242ZM230 241H232L233 243H232V245H231V242ZM6 242V243H5ZM41 242V243H40ZM203 242H205L204 244H203ZM224 242V243H223ZM226 242H228V243H226ZM13 243V244H12ZM43 243V244H42ZM79 243V244H78ZM203 244V245H201V247H200V245L199 244ZM212 243V244H211ZM216 243H218V246H217V244ZM11 244H12V246H11ZM20 244V243H19ZM76 245V246H75ZM83 245V246H82ZM87 246V247H85L84 248V246ZM140 245V246H139ZM197 245H199V246H197ZM24 246H26V247H24ZM217 246V247H216ZM231 246H233V252L231 253V256L228 258V260H226V262H225V260L224 259H221L220 257H219V260L221 259V261H218V255H220V251H221V254L223 253V252H226L225 250L227 249H231ZM35 247V248H34ZM61 247H63L62 249H61ZM82 247V248H81ZM148 247V246H147ZM194 247V248H193ZM12 248V249H11ZM13 248H14V250H13ZM60 248V249H59ZM65 248V249H64ZM80 248L82 249V250H80ZM149 248V247H148ZM25 249H26V251L27 252H29V253H27L26 251H25ZM55 249V250H54ZM59 249V250H58ZM85 249V251L83 252V250ZM199 249V250H198ZM229 249V250H230ZM9 250V251H8ZM11 250V251H10ZM62 250V251H61ZM71 250V251H70ZM79 250H80V252H79ZM126 250V251H125ZM202 250V251H201ZM207 250H209V252L207 251ZM23 251V252H22ZM32 251V252H31ZM131 251V252H130ZM206 251V252H205ZM60 252V253H59ZM81 252H83V254H81ZM125 252H127V253H125ZM210 253V254H208V253ZM23 253V254H22ZM79 253V254H78ZM12 254V255H11ZM28 254L29 255H31V256H28ZM60 254V255H59ZM126 254V255H125ZM24 255V256H23ZM193 255V256H192ZM216 255H217V257H216ZM4 256V257H3ZM13 256V257H12ZM76 256H79L80 258H78V257H76ZM82 256V257H81ZM84 256V257H83ZM5 257H7V258H5ZM8 257H10V258H8ZM34 257V259H32ZM87 257H88V259H87ZM214 257V258H213ZM13 258V259H12ZM29 260H28V259ZM195 258H197V259H195ZM225 258V257H224ZM4 259V260H3ZM80 259V260H79ZM85 259V260H84ZM86 259H87V261H88V263H87V261H86ZM92 261H91V260ZM108 260H110L109 259V257L107 258ZM193 259H194V261H193ZM199 259V260H198ZM14 260V261H13ZM31 260V261H30ZM222 260H224V261H222ZM199 261H200V263H199ZM216 261V262H215ZM34 262V261H33ZM56 262V263H55ZM86 262V263H85ZM157 262V263H156ZM159 261H155V263L156 264H159L158 263ZM118 264H123V263H118Z\"/></svg>",
	"mask_w": 264,
	"mask_h": 264
},
{
	"label": "bare ground",
	"instance_id": "6f19581e",
	"mask_svg": "<svg viewBox=\"0 0 264 264\" xmlns=\"http://www.w3.org/2000/svg\"><path fill=\"white\" fill-rule=\"evenodd\" d=\"M16 1V0H15ZM18 2H19V4H20V1L19 0H17ZM16 1V2H17ZM31 1H33V0H31ZM35 1V0H34ZM38 1V0H37ZM37 1H35V3H36V5H39V3L37 4ZM46 1V0H45ZM44 1V2H45ZM49 1H51V0H49ZM60 0H58V3L60 4V2H59ZM63 1V0H62ZM62 1H61V3H62ZM68 1V0H67ZM72 1V0H71ZM76 0H74V1H72V3L73 2H75ZM85 1H87V0H85ZM90 1V0H89ZM93 1V0H92ZM91 1V2H92ZM99 1V0H98ZM102 1V0H101ZM106 1V0H105ZM120 1V0H119ZM126 1V0H125ZM128 1V0H127ZM129 1H131V0H129ZM134 1H136V2H134ZM134 1H131V2H133V3H138V1L137 0H134ZM166 1V0H165ZM175 1V0H174ZM179 1V0H178ZM178 1H176V2H178ZM194 1V0H193ZM200 1V0H199ZM198 1V2H199ZM206 1V0H205ZM212 0H209V2H211ZM214 2L215 1H217V0H213ZM222 1V0H221ZM224 1V0H223ZM222 1V2H223ZM228 1V0H227ZM226 1V2H227ZM229 1H231V0H229ZM228 1V2H229ZM239 1V0H238ZM247 1V0H246ZM12 2V0H10L9 1V6H10V3ZM15 2V3H16ZM22 2H25V0H22ZM43 3V0H41L40 1V3ZM53 2V1H52ZM52 2H50L51 4H53ZM57 2V1H56ZM78 2V1H77ZM76 2V3H77ZM82 1H80V3H81ZM102 2H104V1H102ZM101 2V3H102ZM121 2V1H120ZM119 2V3H120ZM144 2V1H143ZM159 2V1H158ZM182 3H183V1H181ZM180 2V3H181ZM190 2H192V1H190ZM196 2V1H195ZM195 2L193 3V4H195ZM198 2H196L197 4H198ZM200 2H202L201 4L203 5L204 4V1H200ZM199 2V3H200ZM214 2H213V5L212 6H214ZM217 2H219V0L217 1ZM217 2H216V4H217ZM243 2V1H242ZM245 2V1H244ZM249 2H253V0L252 1H247V3H249ZM1 3H2V1H1ZM48 2H46V5H45V8L47 9V8H49L50 7V4L48 5L47 4ZM57 3V4H58ZM76 3H74L75 5H76ZM96 3V2H95ZM109 3V2H108ZM121 3H123V1L121 2ZM120 3V4H121ZM140 3V2H139ZM155 3V2H154ZM157 3V2H156ZM156 3H155V6H156ZM162 3H164V2H162ZM185 3V2H184ZM189 3V2H188ZM187 3V4H188ZM212 3V2H211ZM211 3H209L208 5L209 6H211L210 4ZM220 3V2H219ZM238 3H241V1L240 2H238ZM3 4H6V6H7V3H4V1H3V3H2V5H0L1 7H5V5H3ZM18 4V3H17ZM17 4H15V6L14 7H16V5ZM25 4V3H24ZM29 4V5H28ZM27 5V7L29 8V6L32 4V2H31V4H30V2L28 3ZM54 4H56L55 2H54ZM63 4V3H62ZM61 4V5H62ZM73 4V5H74ZM82 4V3H81ZM80 4V5H81ZM86 4H88L87 2H86ZM89 4H91L90 2H89ZM97 4V3H96ZM95 4V5H96ZM106 4H107V2H106ZM112 4V3H111ZM126 4H128V3H126ZM126 4H124L123 3V5L125 6ZM132 4V3H131ZM131 4H129V5H131ZM147 4V3H146ZM145 3H144V5L143 6H145L146 5ZM161 4V3H160ZM159 4V5H160ZM170 4V3H169ZM168 4V5H169ZM192 4V3H191ZM195 5V6H199V5ZM223 4H225L224 2H223ZM228 4H231V2L230 3H228ZM243 4V3H242ZM253 4H255V3H253ZM256 4H258V3H256ZM12 5H14L13 3H12ZM21 6H22V4H20ZM35 5V6H36ZM48 5V6H47ZM65 5V4H64ZM83 5V4H82ZM101 5V4H100ZM104 5V4H103ZM110 5V4H109ZM128 5V6H129ZM165 5V4H164ZM178 5V4H177ZM182 5H184V4H182ZM181 5V6H182ZM188 5H190V4H188ZM205 5H207V1H206V4H204V7H205ZM227 4H225V6H226ZM243 5H245V7L248 5H246V4H243ZM242 5V6H243ZM249 5L251 6L252 4L251 3H249ZM9 6H8V8H7V10L8 9H10L9 8ZM18 6V5H17ZM26 5H24V7H25ZM47 6V7H46ZM55 6V5H54ZM86 6V5H85ZM97 6V5H96ZM146 6H148V5H146ZM154 6V8H157V9H155V10H157V14H158V5L155 7ZM161 6H163V5H160V7ZM187 6V5H186ZM185 6V7H186ZM211 6V7H212ZM218 6V5H217ZM230 6H232V4L230 5ZM261 6V5H260ZM14 7H11V9H13L14 10ZM26 7V8H27ZM31 7V6H30ZM39 6H37V7H35V8H38ZM41 7H44V4H42L41 5ZM40 7V8H41ZM59 7H61L60 5H59ZM59 7H57V8H59ZM70 7V6H69ZM73 7V6H72ZM71 7V8H72ZM94 7V6H93ZM100 7V6H99ZM102 7V6H101ZM106 7V6H105ZM123 7V6H122ZM153 7V6H152ZM152 7H148L149 9L150 8H152ZM165 7V6H164ZM163 7V8H164ZM184 7V6H183ZM188 7V6H187ZM186 7V8H187ZM196 7V8H197ZM207 8H208V6H206ZM222 8H223V5L221 6ZM241 7V6H240ZM244 7V6H243ZM258 8H259V6H257ZM262 7H263V5H262ZM20 8V7H19ZM19 8H18V10H19ZM32 8V7H31ZM30 8V9H31ZM57 8H55V11H56V9ZM64 8V7H63ZM62 8V10H66V9H63ZM79 8V7H78ZM78 8H75V9H78ZM84 8V7H83ZM86 8H87V6H86ZM86 8H84V9H86ZM107 8V7H106ZM123 8H125V7H123ZM162 8V7H161ZM160 8V9H161ZM167 8V7H166ZM180 8V7H179ZM178 8V9H179ZM185 8V9H186ZM189 8V7H188ZM203 8V6L202 7H200V9H202ZM216 8V7H215ZM227 8H228V6H227ZM248 8V7H247ZM252 7H250V9H251ZM256 7H254V9H255ZM2 8H0V12L2 11H7V10H1ZM11 9H10V13H7V14H11ZM23 9V8H22ZM39 9V8H38ZM60 9V8H59ZM81 9V8H80ZM147 9V8H146ZM148 9V10H149ZM165 9V8H164ZM185 9H184V12H185ZM197 9H199V8H197ZM204 9V8H203ZM217 9V8H216ZM233 9V8H232ZM237 9H240V8H237ZM260 9V8H259ZM16 10H17V7H16ZM15 10V11H16ZM21 10V9H20ZM24 10H28L29 12H30V10L29 9H24ZM24 10H22V11H24ZM33 10H35V12L37 11L36 9H34V7H33ZM33 10H32V13L34 14V12H33ZM41 10H42V8H41ZM40 10V11H41ZM93 10V9H92ZM101 10V9H100ZM105 10V9H104ZM114 10V9H113ZM113 10H112V13H113ZM115 10H116V8H115ZM115 10H114V12H115ZM118 10V9H117ZM125 10V9H124ZM162 10V9H161ZM174 10V9H173ZM176 10H177V8H176ZM191 10V9H190ZM192 10H194V8L192 9ZM223 10H224V8H223ZM227 10V9H226ZM234 10H235V7H234ZM247 9H245V11H246ZM248 10H249V8H248ZM9 11V10H8ZM14 11V12H15ZM21 11V12H22ZM26 11H24V12H26ZM43 11H44V8H43ZM50 11H51V9H50ZM53 11V10H52ZM60 10H58V12H59ZM77 10H75L74 11V15H75V12H76ZM79 11L80 10H78V12L77 13H79ZM84 11V10H83ZM97 11V10H96ZM95 11V12H96ZM144 11H145V9H144ZM167 11H168V13H169V10H168V8H167ZM179 11H181V10H179ZM194 11H199V12H201V10H194ZM193 11V12H194ZM204 11V10H203ZM202 11V12H203ZM216 11V10H215ZM219 11H221V10H218V12ZM236 11V10H235ZM241 10H238V12H240ZM245 11H243V12H245ZM67 12H70V10H68ZM81 12H82V10H81ZM80 12V13H81ZM101 12V11H100ZM104 12V11H103ZM106 12V11H105ZM104 12V13H105ZM177 11H175V13H176ZM187 12H188V9H187ZM214 12V11H213ZM212 12V13H213ZM217 12V11H216ZM230 12H232V10L230 11ZM254 12H255V10H254ZM5 13V12H4ZM3 13V14H4ZM16 13H17V11H16ZM16 13H15V15H16ZM23 13V12H22ZM38 13H39V10H38ZM44 13H45V11H44ZM47 13V12H46ZM53 13L55 14V13H57V11L56 12H54L53 11ZM53 13H51V15L52 16H54L53 15ZM63 13H64V11H63ZM63 13H62V15H63ZM66 13V12H65ZM85 13L87 14V12L85 11ZM104 13L102 14V17H104L103 15H104ZM107 13V12H106ZM117 13H118V11H117ZM141 13V12H140ZM146 13H148V11L146 12ZM151 13H153V12H151ZM162 12H160V14H161ZM166 13V12H165ZM196 13V12H195ZM193 14L194 16H196V15H199V17H200V13L198 14ZM212 13H211V15L210 16H212ZM222 13V12H221ZM229 13V12H228ZM234 13H237V12H234ZM241 13V12H240ZM248 13H249V11H248ZM261 14H262V10H261V12H260ZM3 14H1V15H3ZM13 14V13H12ZM21 14V13H20ZM27 14V16H26V18H28V20L29 21H31V24L33 25V24H37L35 21H34V19H33V17H30L29 16V14L28 13H26ZM48 14V13H47ZM70 14V13H69ZM95 14V13H94ZM93 14V15H94ZM109 14V13H108ZM108 14H105V18H107L106 17V15L107 16H110V15H108ZM124 14H125V12H124ZM124 14H122L123 16H124ZM127 14V13H126ZM125 14V15H126ZM130 14V13H129ZM128 14V15H129ZM156 14V15H157ZM160 14H159V16H160ZM181 14H183V13H180L179 14V16H178V13L176 14L178 17H182L181 16ZM205 14H207V19H208V11H207V13H205ZM204 14V15H205ZM217 14H219V13H217ZM223 14H224V16H226V14H225V12H223ZM245 15L247 14V13H244ZM252 13H250V14H248V16L249 15H251ZM257 14H259V12L257 13ZM263 14H264V11H263ZM1 15H0V18H2L1 17ZM4 15H6V13L4 14ZM18 15H19V12H18ZM35 15H37V14H35ZM34 15V16H35ZM48 15H50V14H48ZM47 15V16H48ZM58 15H60V12L56 15L55 14V17L56 16H58ZM61 15V16H62ZM67 15V14H66ZM71 15V14H70ZM73 15V14H72ZM77 15H79V14H77ZM83 15V14H82ZM88 15V14H87ZM86 15V16H87ZM112 15V14H111ZM114 15V14H113ZM120 15H121V13H120ZM121 15V17H123ZM144 15V14H143ZM151 15V14H150ZM153 15H155V12L153 13ZM156 15H155V17H156ZM172 15V14H171ZM175 15V16H176ZM184 15H186V14H184ZM187 15H188V13H187ZM185 16V17H187L188 18V16H190V18H192L193 17V15H192V13L190 14V15H188V16ZM236 15V14H235ZM10 16V15H9ZM37 16H39V14L37 15ZM36 16V17H37ZM46 16V15H45ZM46 16V17H47ZM80 16V15H79ZM78 16V20L80 19L81 20V18ZM116 16V15H115ZM114 16V17H115ZM119 16V15H118ZM159 16H157L158 18H159ZM161 16H162V14H161ZM176 16V17H177ZM192 16V17H191ZM214 16H216V14L214 15ZM214 16H212V17H214ZM220 17L222 16V15H219ZM223 16V17H224ZM233 16V15H232ZM247 16V17H248ZM256 16H259V15H256ZM4 17V16H3ZM8 17V16H7ZM15 17V16H14ZM13 17V18H14ZM18 18H19V16H17ZM22 17V16H21ZM25 17V16H24ZM24 17H22V18H24ZM36 17H35V19H36ZM45 17V18H46ZM51 17V16H50ZM49 16L47 17V18H50ZM55 17L53 18V19H55ZM59 17V16H58ZM70 17V16H69ZM93 17V16H92ZM97 17V16H96ZM99 18H100V15L98 16ZM101 17V18H102ZM117 17V16H116ZM115 17V18H116ZM120 16L118 17V18H121ZM153 18H154V16H152ZM177 17V18H178ZM204 16H202V18H203ZM206 17H205V19H206ZM218 17V16H217ZM226 17H228V15L226 16ZM235 17V16H234ZM245 17V16H244ZM243 17V18H244ZM259 17H261V16H259ZM264 17V16H263ZM18 18H16V20L18 19ZM41 18V17H40ZM42 18H44V17H42ZM67 18V17H66ZM77 18V17H76ZM76 18H73L74 19V21H75V19ZM99 18H98V20H99ZM112 18V17H111ZM124 18V17H123ZM131 18V17H130ZM129 18V19H130ZM133 18V17H132ZM131 18V19H132ZM141 19H144L143 21H145V18L143 17H140ZM162 18V17H161ZM161 18L159 19V20H161ZM179 18V19H180ZM195 18H197V17H195ZM194 17H193V19H194V21L196 20V21H198L199 19L201 20L202 18L200 17V18H198V19H195ZM216 18V17H215ZM219 18V17H218ZM218 18H216V19H218ZM232 18V17H231ZM230 17L229 18H227V19H229V20H233V18L231 19ZM246 18V17H245ZM251 17H249V18H247L248 19V21H249V19H250ZM257 18V17H256ZM256 18H254V16L251 18V20L253 19H256ZM4 19H6L5 17H4ZM51 19H52V17H51ZM57 19V18H56ZM61 19H62V17H61ZM72 19V20H73ZM85 19V18H84ZM88 19V18H87ZM89 19H91V17L89 18ZM92 19H94V18H92ZM128 19V18H127ZM154 19H156V18H154ZM209 19H210V17H209ZM213 19V23H214V21L216 20V19H214V18H212ZM223 19V18H222ZM225 19V18H224ZM239 19V18H238ZM238 19H236V20H238ZM240 19H242V18H240ZM259 19V18H258ZM261 19V18H260ZM19 20V22H20V19H18ZM27 20V21H28ZM38 20H39V18H38ZM44 20H46V19H44ZM50 20V19H49ZM60 20V19H59ZM71 20V21H72ZM83 20V19H82ZM81 20V21H82ZM97 19H95V21H96ZM97 20V21H98ZM106 20V19H105ZM112 21L114 20V18L113 19H111ZM121 20H122V18H121ZM121 20H120V26H121ZM137 20V22L139 21L138 19H136ZM158 20V19H157ZM163 20V19H162ZM178 20V19H177ZM236 20L234 21V23L236 22ZM250 20V21H251ZM262 20V19H261ZM2 21V20H1ZM0 21V22H1ZM5 21V20H4ZM3 21V22H4ZM8 21V20H7ZM12 21V20H11ZM11 21H9V22H11ZM26 21V22H27ZM43 21V20H42ZM64 21V20H63ZM69 21H70V19H69ZM77 21V20H76ZM81 21H80V23H81ZM95 21H93V22H95ZM101 21V20H100ZM100 21H98V22H95V23H99ZM104 21V20H103ZM102 21V22H103ZM107 21V20H106ZM105 21V22H106ZM118 21V20H117ZM123 21H125L126 22V20L125 19H123ZM130 21H133V20H130ZM189 21V20H188ZM192 21V20H191ZM190 21V23L191 24H195V22H191ZM227 21V20H226ZM240 21V20H239ZM238 21V22H239ZM8 22V24H10ZM13 22V21H12ZM16 22V21H15ZM24 21L22 20V24H24L23 23ZM25 22V23H26ZM38 22V21H37ZM41 22V20L38 22V23H40ZM46 22H50V21H47L46 20ZM53 22H55V20L53 21H51V23H53ZM58 22V21H57ZM73 22V21H72ZM71 22V23H72ZM101 22V23H102ZM104 22V23H105ZM128 22V21H127ZM134 22V24H135V22L136 21H133ZM142 22V21H141ZM147 22V21H146ZM177 22H180V21H177ZM219 23H220V21H218ZM229 22H231V21H229ZM228 22V23H229ZM237 22V23H238ZM240 22H243V20H241ZM43 23H45V22H43ZM60 22H58V24H59ZM67 23V22H66ZM77 22H73V24H76ZM88 23V22H87ZM113 23V22H112ZM119 23V22H118ZM189 23V24H190ZM217 23V22H216ZM218 23V27H219V25L221 26V24H222V22L219 24ZM224 23V22H223ZM227 23V22H226ZM244 23V22H243ZM245 23H246V21H245ZM244 23V24H245ZM251 23V22H250ZM256 23V22H255ZM7 24V23H6ZM16 24H18L17 22H16ZM15 23L14 24H12V25H16ZM47 24V23H46ZM62 24V23H61ZM65 24V23H64ZM70 24V23H69ZM73 24H71V26L73 25ZM114 24H115V22H114ZM117 24V23H116ZM132 24V23H131ZM137 24V23H136ZM142 24V23H141ZM176 24V23H175ZM181 25V23H178L177 25ZM188 24V23H187ZM189 24H188V26H189ZM190 24V25H191ZM193 24V26L195 27V25ZM201 24V23H200ZM209 24H212L211 22L209 23ZM225 24V23H224ZM229 24H231V23H229ZM229 24H228V26H229ZM233 24V23H232ZM232 24H231V26H232ZM247 24V23H246ZM253 24H254V22H253ZM1 25H3L2 23H1ZM19 25V24H18ZM39 25V24H38ZM54 25V24H53ZM66 25V24H65ZM78 25H79V21H78ZM81 25H82V23H81ZM83 25H86L87 26V24L85 23V20H84V22H83ZM82 25V26H83ZM91 25H92V23H91ZM95 25V24H94ZM103 25V24H102ZM119 25V24H118ZM118 25L116 26L117 28H118ZM129 25V24H128ZM143 25H146L145 24V22H144V24ZM197 25V24H196ZM202 25V24H201ZM214 25H216V24H214ZM238 25H240V23L238 24ZM237 25V26H238ZM242 25V24H241ZM249 25V24H248ZM248 25H247V28H245L244 27V29H248ZM252 25V24H251ZM23 26V25H22ZM21 26V27H22ZM24 26H25V24H24ZM41 26V25H40ZM43 26V25H42ZM49 26H51V25H49ZM55 26H57L56 24H55ZM60 27H61V25H59ZM58 26V27H59ZM86 26H83L84 28L86 27ZM89 26V25H88ZM93 26V25H92ZM100 26V25H99ZM107 27V24L106 25H104V27ZM109 26V25H108ZM113 26V25H112ZM122 26H123V24H122ZM124 26H125V24H124ZM148 26V25H147ZM150 27H151V29H152V27L153 26H151V25H149ZM172 26V25H171ZM176 26V25H175ZM174 26V27H175ZM182 26H183V23H182ZM192 26V27H193ZM200 25H198V27H199ZM216 26V27H217ZM227 26V25H226ZM228 26L226 27V28H228ZM253 26V25H252ZM252 26H250L249 28H251ZM256 25L254 24V27H255ZM3 27V26H2ZM6 27V26H5ZM4 27V28H5ZM15 27H17V26H15ZM26 27H28V26H26ZM34 27H39V26H34ZM45 26H43L42 27V29L44 28ZM54 27V26H53ZM69 27H70V25H69ZM76 27V26H75ZM82 27V28H83ZM103 27V26H102ZM111 27V26H110ZM116 27H114L115 29H117ZM127 27V26H126ZM174 27H172V29H174ZM185 27V26H184ZM204 27H206V25H204ZM208 27H210V25L208 26ZM212 27H213V25H212ZM233 27H234V25H233ZM239 27H241V26H239ZM243 27V26H242ZM1 28V27H0ZM13 28V27H12ZM23 28V27H22ZM21 28V29H22ZM32 28V27H31ZM31 28H26L27 30L28 29H31ZM50 28V27H49ZM55 28V27H54ZM53 28V29H54ZM63 28V27H62ZM73 28H74V26H73ZM78 28H79V26H78ZM95 28H97V25H96V27ZM128 28H130L131 29V27H128ZM144 28V27H143ZM148 28V27H147ZM156 28V27H155ZM155 28H153V29H155ZM159 28V27H158ZM158 28H156V29H158ZM177 27H175V29H176ZM234 28H236V27H234ZM238 28V27H237ZM258 28H260L259 26H258ZM263 28V27H262ZM20 27H18V29H15V31H17V32H19L20 30ZM25 29V30H26ZM34 29V28H33ZM38 29V28H37ZM41 29V30H42ZM51 29H52V27H51ZM50 29V30H51ZM58 29H60V28H58ZM67 29V28H66ZM76 29V28H75ZM80 29V28H79ZM129 29V30H130ZM178 29V28H177ZM181 29V28H180ZM189 30H190V27L188 28ZM187 29V30H188ZM208 29V28H207ZM210 29H212V28H209V30ZM215 29V28H214ZM220 29H222V28H220ZM219 29V30H220ZM224 29V28H223ZM229 29H231L230 27L228 28V31H229ZM242 29V28H241ZM1 30H2V28H1ZM0 30V31H1ZM5 30V29H4ZM7 30V29H6ZM65 30V29H64ZM72 30V29H71ZM84 30V29H83ZM83 30H82V32H83ZM95 30V29H94ZM93 30V31H94ZM97 30V29H96ZM103 30V29H102ZM104 30H106V29H104ZM121 30V29H120ZM119 30V31H120ZM133 30V29H132ZM142 30V29H141ZM147 30V29H146ZM146 30H144L145 31V33H146ZM171 30V29H170ZM202 29L200 28V30L199 31H201ZM217 30V29H216ZM237 30H239V29H237ZM249 30V29H248ZM252 30H253V27H252ZM252 30H250V32L249 31H247V33L249 32V33H251V31ZM31 31H33L32 29H31ZM38 31V30H37ZM36 31V32H37ZM43 31V33H42V35H44V36H46L45 34H46V30H42ZM55 32H56V29L54 30ZM53 31V32H54ZM61 31H63V29L61 30ZM79 31V30H78ZM85 31V30H84ZM90 31V30H89ZM91 31H92V27H91ZM93 31L90 33V34H92L93 33ZM106 31H108V33L109 32H111V30L109 31V29L108 30H106ZM115 31V30H114ZM123 31V30H122ZM125 31V30H124ZM136 31V30H135ZM151 31V30H150ZM160 31V30H159ZM158 31V32H159ZM163 31V30H162ZM175 30H173V32H174ZM179 31H181V30H179ZM186 31V30H185ZM185 31H182V32H185ZM203 31H204V29H203ZM202 31V32H203ZM211 32L212 31H215V30H210ZM209 31V32H210ZM221 31V30H220ZM223 31H225V30H223ZM240 31H244V30H240ZM239 31V32H240ZM14 32V31H13ZM16 32V33H17ZM39 33H40V31H38ZM38 32H37V34H38ZM47 32L49 33V30H47ZM53 32H51L50 31V33H52L53 34ZM54 32V33H55ZM58 32H60V30L58 31ZM73 32L75 33V31L73 30ZM72 32V33H73ZM81 32V31H80ZM80 32H77V34L76 35H78V33H80ZM95 32V31H94ZM98 32V31H97ZM129 31H127V33H128ZM149 32V31H148ZM154 32V31H153ZM152 32V33H153ZM172 32V33H173ZM181 32V33H182ZM193 32H194V30H193ZM193 32H191V33H193ZM206 32V31H205ZM205 32H204V34H205ZM207 32H208V30H207ZM206 32V33H207ZM231 32V31H230ZM230 32L228 33V34H230ZM233 32V31H232ZM231 32V33H232ZM235 32V31H234ZM237 32V31H236ZM239 32H237V33H239ZM246 31H244V33H245ZM6 33V32H5ZM5 33H3V34H5ZM25 33V32H24ZM45 33V34H44ZM49 33V36L51 35ZM57 33V32H56ZM55 33V34H56ZM65 33H67V32H65ZM70 33V32H69ZM69 33H67L68 35H69ZM71 33V34H72ZM103 33H104V31H103ZM114 33V32H113ZM133 33V32H132ZM140 33V32H139ZM151 33V32H150ZM149 33V34H150ZM151 33V34H152ZM155 34H156V31L154 32ZM159 33H162L161 31L159 32ZM158 33V34H159ZM169 33V32H168ZM180 33V34H181ZM214 33V32H213ZM212 33V34H213ZM219 33V32H218ZM242 32H240L239 34H241ZM246 33V34H247ZM18 35H19V33H17ZM30 34V33H29ZM41 34V33H40ZM54 34V35H55ZM61 34H64V33H61ZM83 34H85V33H83ZM89 34V33H88ZM106 34H107V32H106ZM104 35V36H107V35ZM126 34V33H125ZM130 34V33H129ZM138 34V33H137ZM148 34V33H147ZM147 34H146V36H147ZM163 34V33H162ZM167 34V33H166ZM165 34V35H166ZM177 34H178V32H177ZM176 34V36H179V35H177ZM183 34V33H182ZM186 33H184V35H185ZM200 34V33H199ZM204 34H200L199 35V37L200 36H202V35H204ZM210 34V33H209ZM1 35V34H0ZM23 35V34H22ZM33 35V34H32ZM31 35V36H32ZM42 35H40V36H42ZM56 35H59L58 33L56 34ZM66 35V34H65ZM64 35V36H65ZM82 35V34H81ZM87 35V34H86ZM94 35V34H93ZM101 35H103V34H101ZM101 35H97V36H101ZM120 35V34H119ZM127 35V34H126ZM136 35V34H135ZM154 35V34H153ZM152 35V36H153ZM183 35V36H184ZM188 35V34H187ZM186 35V36H187ZM190 35V34H189ZM198 35V33H196V36ZM223 35H224V33H223ZM249 35H251V34H249ZM248 35V37H250ZM23 36H25V34L23 35ZM36 36V35H35ZM67 36V35H66ZM75 36V34H73V37ZM78 36H80V35H78ZM77 36V37H78ZM84 35H82V38H81V40L83 39L84 40V37H83ZM132 36V35H131ZM152 36H151V38H152ZM159 36V35H158ZM183 36H182V38H183ZM193 36H195V35H193ZM230 36H231V34H230ZM237 36H238V34H237ZM237 36H235V37H237ZM239 36H241V35H239ZM242 36H243V34H242ZM5 37H7L6 35H5ZM30 37V36H29ZM56 37V36H55ZM61 37V36H60ZM63 37V36H62ZM88 37H90V35H88ZM148 37V36H147ZM150 37V36H149ZM199 37H197V38H199ZM225 37H227V36H224L223 37V39L225 38ZM233 37H234V35H233ZM232 37V38H233ZM235 37H234V41L233 42H235ZM247 37V36H246ZM245 37V38H246ZM247 37V38H248ZM2 38V37H1ZM4 38V37H3ZM41 38V37H40ZM43 38L44 37H42V41H43ZM49 38V37H48ZM51 38V37H50ZM66 38V37H65ZM64 38V39H65ZM69 38V37H68ZM92 38H93V36H92ZM105 38V37H104ZM132 38V37H131ZM150 38V39H151ZM157 38V37H156ZM160 38V39H159ZM158 39H159V45L160 46H162V44H160V43H163L162 42V39H164V37L161 35L160 37H159ZM177 38V37H176ZM176 38H174L173 37V39H171V40H173V41H171L172 43L175 41V39ZM179 38H180V36H179ZM196 38V39H197ZM238 38V37H237ZM241 39H242V37H240ZM252 39H254L253 37H251ZM251 38H249V39H251ZM7 39V38H6ZM36 39V38H35ZM38 39H39V37H38ZM47 39V38H46ZM55 39H59V37H57V38H55ZM64 39H62V40H64ZM71 39L72 38H70V41H71ZM78 39H79V37H78ZM87 39V38H86ZM96 39V38H95ZM97 39H98V37H97ZM103 39V38H102ZM117 39H118V37H117ZM121 39V38H120ZM142 39V38H141ZM155 38H153V40H154ZM157 39V40H158ZM222 39V38H221ZM227 39V38H226ZM229 39V38H228ZM2 40V39H1ZM8 40V39H7ZM90 40L91 41H94V43L92 44V42L91 43H88V42H86V43H88L89 45H91V47H92V45H94L95 44V40H92L91 38H90ZM101 40V39H100ZM100 40H99V42H100ZM125 40H127V39H125ZM134 40L135 39H132V40H130V41H133L134 42ZM177 40V39H176ZM202 40V39H201ZM229 40H231V39H229ZM240 39H238V41H239ZM245 41H246V39H244ZM243 40V41H244ZM248 40V39H247ZM3 41V40H2ZM35 41V40H34ZM39 42V40H36V42ZM46 41V40H45ZM54 41V40H53ZM84 41H86V40H84ZM84 41H82V42H84ZM121 41V40H120ZM151 41V40H150ZM165 41V40H164ZM167 41V40H166ZM165 41V42H166ZM178 41V40H177ZM189 41H193V40H189ZM195 41V40H194ZM221 41V40H220ZM226 41V40H225ZM240 41H242V40H240ZM239 41V42H240ZM252 41V40H251ZM4 43H6L5 41H3ZM37 42V43H38ZM58 42V41H57ZM61 42V41H60ZM63 42V41H62ZM69 42V41H68ZM72 42H73V39H72ZM74 42H75V39H74ZM77 42L79 43V40H77ZM81 42V41H80ZM97 43H98V41H96ZM111 42H112V40H111ZM148 42V41H147ZM155 41H153V44H155L154 43ZM164 42V43H165ZM170 41H169V43H171ZM206 42V41H205ZM207 42H209V41H207ZM213 42V41H212ZM223 42H224V40H223ZM227 42V41H226ZM237 42V41H236ZM247 42V41H246ZM29 43H30V41H29ZM54 43V42H53ZM96 43V44H97ZM103 43V42H102ZM118 43V42H117ZM116 43V44H117ZM130 43H132V42H130ZM139 43V42H138ZM142 43V42H141ZM150 43V45L152 44L151 42H149ZM157 43V42H156ZM163 43V44H164ZM175 43H177V42H175ZM174 43V44H175ZM193 43V42H192ZM195 43V42H194ZM242 42H240V44H241ZM257 43V42H256ZM1 44H3V43H1ZM8 44V43H7ZM12 44L13 43H11V46H7L8 47V50L10 49V51L11 50H16V49H18L17 47H16V45H13L12 46ZM26 44H28V43H26ZM41 44V43H40ZM64 45H66L65 43H63ZM77 44V43H76ZM96 44H95V46H96ZM123 44H125V45H127L126 43H122V46H124ZM158 44H157V46H158ZM167 44H168V42H167ZM166 44V46H168L169 47V45H167ZM190 44V43H189ZM198 44V42H196L195 43V45H197ZM203 44V43H202ZM207 44V43H206ZM224 44H228V46H229V44H232V42L230 41V42H228V43H224ZM223 44V45H224ZM239 44V45H240ZM246 44V43H245ZM82 45V44H81ZM81 45H79L78 46V48L80 49L81 47H83V46H81ZM87 45V44H86ZM99 45V44H98ZM132 45V44H131ZM131 45H130V47H131ZM139 45H141L140 43H139ZM173 45V44H172ZM172 45H170V47H172ZM178 44H176V46H177ZM193 45V44H192ZM200 45V44H199ZM222 45V44H221ZM236 45H237V43H236ZM248 45H249V47H248ZM246 44V45H243V47L245 48V46L247 47V49L245 48L244 50H243V52L240 54L237 50V52L240 54H238V56L240 57V58H236V57H238V56H236L235 58L237 59V61H231L232 63H230V66L228 67V68H226V69H221V72H220V75H219V77L221 78L218 82H217V86H218V95L220 96V97H224V100H225V104L227 105V107H226V111H225V113L224 114H228V115H230L229 116V121H230V123L231 124H229V125H224L223 126V130H222V133L221 134H214V129H207L206 130V128H203L202 129V127L204 126L203 124H200V125H197V122H196V124L194 125L193 124V126L191 125V123H193L194 121H192L189 125H191V127L190 128H188L187 130H186V135H184L185 137H187V135H189L190 136V138L186 141H178L177 142V140L181 137V136H178L177 138L176 137H174L173 136V138H175L176 139V141H173V143L172 144H165V143H154L153 141H150V142H153L152 143V145H150V144H148V142L146 143V141H144V142H142V136H146L147 134H145V132L147 131V133H149V132H151V128H149V126H151L152 124L151 123H153L154 122V119H156L157 117H159L158 116V114H157V117L156 118H154L152 121L153 122H149V123H147L149 120H147V124L144 126V125H140V123L139 124H137V127H136V130H134V129H130L129 130V132H127V134L125 135V136H120L119 137V135H120V133H119V130L122 128V126H124V124H127V123H124V122H126V120L125 121H123V123L124 124H122V126H121V128H117V129H119V130H117V132L119 133H114V131L112 132V133H114V135L115 134H118V137H116L117 135H115L114 137H112V133H110V134H108L109 136H108V138L106 139L105 137V139L106 140H102L105 144L103 145V146H105V149H104V147H100V149H104V151H100L99 150V148H98V146H96L97 147V152H99L98 154L99 155H97V153H96V155L98 156V157H96V159H97V161H92L91 159H92V157H93V154L91 155L92 157H91V159H90V161H92L93 163H95L96 162V165H97V167H96V170H97V172H96V174H95V176H96V178H97V187H99L100 188V186H105L106 187V189H108V190H112L113 188L111 187L112 186V183L115 181H119L118 183H119V186L117 187L118 189H120L121 191L123 190V188H124V190H125V188L128 190V192L131 194V196L132 197H134V198H140L141 199V204L137 207L138 208V210H134L133 211V213L131 212V214H128V213H126L125 211H116V210H111L112 212H108V215L107 216H105V219H102V221L100 222L99 221V224L98 225H100V226H97L96 224H94L95 226H97V227H95L96 229H93L91 232H90V237H91V239H89L90 241H89V252L86 254V251H85V249L83 250V252L85 251V255L86 256H88V257H91V259L93 260H91L94 264H118V263H123V264H156L155 263V261H159L158 263L159 264H192V261H191V253L192 252H190V250H191V248H192V244L193 243H198V242H202V241H205V240H208V239H210V237L209 236H205V237H201L200 235H198L200 232H205V233H207L208 231H209V233H210V231H215L214 233H216V230L218 231V230H222V229H227V227L233 222V219L231 218V219H229V217L230 216H232L235 212H236V208L237 207H240V206H242V204L248 199V197L251 195L250 194V190H249V188H247V187H244L243 189L241 188H238V187H236V185L237 184H239V183H237V182H239L240 181V183H241V181H246L247 182V180L249 179L248 177H249V173H250V171H248L247 170V172H246V177L243 179L242 177H240L239 176V172H240V169H239V166L236 164V165H234V164H231L230 162V160H229V162H227V163H224V161H225V156L223 155V157H221V155H220V153L222 152H225L226 151V155L228 154H234V153H240L241 152V150L242 149H245V148H243V147H246V145H248V143H250V141L251 140H256L258 143H257V148H260V149H262V155L261 156H257V158H259V159H261V158H263L264 159V154H263V151H264V63H262L261 61H259V57H257V58H255L254 57V55H250L249 56V53H251L250 51H251V47H250V44ZM261 45V44H260ZM49 46H52V47H54V45H49ZM72 46H73V43H72ZM107 46V45H106ZM111 46V45H110ZM128 46V45H127ZM135 47H136V45H134ZM155 46V45H154ZM157 46H155V48L157 47ZM179 47L181 46V45H178ZM178 46H177V48H178ZM191 46V45H190ZM202 46H205V45H202ZM238 46V45H237ZM235 47L236 49H239L238 47ZM252 46V45H251ZM3 47H4V45H3ZM37 47H38V45H37ZM43 47V46H42ZM66 47V46H65ZM76 47V46H75ZM86 47V46H85ZM98 47V46H97ZM96 47V48H97ZM137 47H139L138 45H137ZM137 47H136V49H137ZM141 47V46H140ZM143 47V46H142ZM153 47V45H151V48ZM168 47H163V49L165 48H167L168 49ZM194 47V46H193ZM195 47H197V46H195ZM199 47V46H198ZM201 47V46H200ZM199 47V48H200ZM208 48V46H205V48ZM211 47H212V45H211ZM211 47L209 48V51H212V50H210L211 49ZM226 47H227V45H226ZM231 47H233V45L231 46ZM254 47V46H253ZM2 48V47H1ZM39 48V47H38ZM50 48V47H49ZM69 48H70V50H72V47H70L69 46ZM69 48L67 49V50H69ZM74 48V47H73ZM86 48H89V47H86ZM86 48H84V49H86ZM93 48H94V46H93ZM92 48V49H93ZM102 48V47H101ZM100 48V49H101ZM108 48V47H107ZM122 48V47H121ZM121 48H119V49H121ZM133 48V47H132ZM147 48L148 47H146L145 49L147 50ZM150 48V50H152ZM154 48V47H153ZM155 48H154V50H155ZM159 48H162V47H158V49ZM174 48H175V46H174ZM240 50H242V46H240ZM255 48V47H254ZM3 49V48H2ZM20 49V48H19ZM25 49V48H24ZM24 49H22V50H24ZM40 49V48H39ZM65 49V48H64ZM75 49V48H74ZM73 49V50H74ZM76 49H77V47H76ZM82 49V48H81ZM84 49H83V51H84ZM95 49V48H94ZM93 49V50H94ZM114 49V48H113ZM112 49V50H113ZM123 49H125L124 47L122 48V50ZM134 49V48H133ZM132 49V50H133ZM194 49V48H193ZM197 49V48H196ZM226 49H231V48H226ZM1 50V49H0ZM4 50H5V48H4ZM8 50H6L7 52H8ZM41 50V49H40ZM44 50V49H43ZM46 50V49H45ZM48 50V49H47ZM50 50V49H49ZM51 50H53V49H51ZM50 50V51H51ZM54 50H56V49H54ZM66 50V49H65ZM69 50V51H70ZM87 50V49H86ZM90 50H91V48H90ZM90 50H88V52L90 51ZM117 50V49H116ZM121 50V51H122ZM126 50H128V49H126ZM145 50V51H146ZM149 50V49H148ZM147 50V51H148ZM149 50V51H150ZM154 50H153V52H154ZM173 50V49H172ZM179 50H181V47L178 49V50H176V51H179ZM208 50V49H207ZM232 50V52H234L233 51V49H231ZM260 51V55L261 56H263V58H264V46L262 47V49H259ZM38 51V50H37ZM77 51H79V50H77ZM81 52V54L83 53V54H88V53H84V52H86V51H84V52ZM102 51V54H103V51H104V49L103 50H101ZM115 51V50H114ZM114 51H112L113 53H114ZM137 51V50H136ZM148 51V52H149ZM158 51V50H157ZM163 51H165V50H163ZM175 51V50H174ZM200 51V49L198 50V52ZM227 51V50H226ZM226 51H224V52H226ZM253 51V50H252ZM19 52H21V51H19ZM29 52H30V50H29ZM44 52V51H43ZM43 52H42V54H43ZM55 52V51H54ZM74 52H75V50H74ZM93 52V51H92ZM97 52V51H96ZM98 52H99V50H98ZM108 52V51H107ZM106 52V53H107ZM148 52H145L144 54H147ZM156 52V51H155ZM166 53L168 52L167 50L165 51ZM180 52V51H179ZM178 52V53H179ZM188 52V51H187ZM195 52V51H194ZM201 52V51H200ZM202 52H205V53H207L208 51H202ZM222 52V51H221ZM223 52V53H224ZM2 53V52H1ZM34 53H36V52H34ZM33 53V54H34ZM39 53H41V52H39ZM53 53V52H52ZM64 53H66V51L64 52ZM68 53V52H67ZM69 53H71V51L69 52ZM101 53V52H100ZM128 53V52H127ZM151 53H152V51H151ZM170 53V52H169ZM169 53H167V54H169ZM173 53H175V52H171V55L173 54ZM196 53V52H195ZM194 53V54H195ZM204 53V54H205ZM212 53V52H211ZM253 53V52H252ZM3 54V53H2ZM1 54V55H2ZM38 54V53H37ZM48 54H51V53H48ZM47 53H46V55H48ZM53 54H55V53H53ZM73 55H74V53H72ZM81 54L79 55V53H78V55H79V57L81 56ZM90 54V53H89ZM95 54V53H94ZM139 54V53H138ZM137 54V55H138ZM148 54H150V52L148 53ZM166 54V55H167ZM177 54V53H176ZM191 54V53H190ZM214 54V53H213ZM212 54V55H213ZM216 54V53H215ZM218 54V53H217ZM226 54H227V52H226ZM225 54V55H226ZM231 54V53H230ZM236 54V55H237ZM19 55V54H18ZM20 55H23L22 57H20V60H17V59H15V58H11L10 56V58L11 59H9V61L10 62H13L15 65H27L26 67H28V66H30V65H28V62H30V61H28L27 62V60H30L29 59V57H32L30 54H28V53H20ZM34 55H36V54H34ZM52 55V54H51ZM100 55V54H99ZM103 55H105V57H106V54H103ZM108 55V54H107ZM141 55V54H140ZM152 55V54H151ZM165 55V56H166ZM170 55V56H171ZM196 55H197V53H196ZM201 55V54H200ZM206 55V54H205ZM204 55V56H205ZM209 54H207V56H208ZM225 55L223 54V56H224V58H225ZM37 56H39V55H36V57ZM41 56V55H40ZM49 56V55H48ZM76 56V55H75ZM86 56V55H85ZM84 55L82 56L83 58L85 57ZM93 56V55H92ZM95 56V55H94ZM93 56V57H94ZM112 56H113V54H112ZM143 56H145V55H142V57ZM162 56H164V55H162ZM190 55L188 54V57H189ZM193 56V55H192ZM211 56V55H210ZM210 56H208V57H210ZM215 56V55H214ZM218 56H219V54H218ZM253 56V57H252ZM13 57V56H12ZM16 57V56H15ZM70 57V56H69ZM81 57V58H82ZM89 58H87V59H91V58H93V57H91L90 58V56H88ZM101 57V56H100ZM120 57H123V60H124V57L126 58V53H125V55L124 56H120ZM128 57V56H127ZM132 57H133V55H132ZM146 58L147 57H149V56H145ZM151 57V56H150ZM183 57V56H182ZM191 57V56H190ZM189 57V58H190ZM211 57H213V56H211ZM2 58V57H1ZM39 58V57H38ZM41 58H43V57H41ZM41 58H40V61H41ZM54 62H55V64H57L56 63V56H52V57H50ZM50 58H48L49 60H50ZM57 58H59V57H57ZM66 58V57H65ZM85 58V59H86ZM95 58V57H94ZM97 58V57H96ZM96 58H95V60H96ZM114 58V57H113ZM139 58H140V56H139ZM154 58H156V57H154ZM163 58V57H162ZM165 58V57H164ZM189 58H187V59H189ZM197 58V57H196ZM196 58H194V59H196ZM198 58H199V56H198ZM214 58H217V57H214ZM223 58V57H222ZM223 58V59H224ZM19 59V58H18ZM34 59V58H33ZM32 58H31V62H32V60H33ZM47 59V60H48ZM84 59V60H85ZM103 59V58H102ZM102 59L100 58L99 60H100V62L102 61ZM114 59H116V58H114ZM145 59V58H144ZM152 59H153V57H152ZM167 59V58H166ZM165 59V60H166ZM179 59V58H178ZM191 59V58H190ZM202 59V58H201ZM208 59V58H207ZM210 60H211V58H209ZM47 60H46V62H47ZM65 60V59H64ZM71 60V59H70ZM80 60V59H79ZM105 60V59H104ZM120 60V59H119ZM119 60H115V61H119ZM149 60V59H148ZM150 60H151V58H150ZM165 60L163 59V61L165 62ZM182 60L183 59H181V62H182ZM199 60V59H198ZM203 60V59H202ZM37 62L38 61V59L36 60H34L33 62ZM39 61V62H40ZM58 61V60H57ZM59 61L61 62L62 60L61 59H59ZM58 61V62H59ZM74 61V60H73ZM82 61V60H81ZM81 61H79V62H81ZM94 61V60H93ZM127 61V60H126ZM156 61H158L157 60V58H156ZM163 61H161V62H163ZM179 61V60H178ZM192 61V60H191ZM193 61H195V60H193ZM192 61V62H193ZM206 61V60H205ZM204 61V63H209V61L207 60V62H205ZM218 61V60H217ZM222 61V60H221ZM221 61H220V63H221ZM224 61V60H223ZM222 61V62H223ZM2 61H0V63H1ZM30 62V63H31ZM32 62V63H33ZM51 62V61H50ZM54 62H51L52 63V66L50 67L51 69L53 68V65H54ZM66 62H68V58H66ZM75 62H77V61H75ZM99 62V63H100ZM105 62V61H104ZM121 62H122V59H121ZM120 62V63H121ZM146 62V61H145ZM163 62V63H164ZM187 62V61H186ZM185 62V63H186ZM189 62H190V60H189ZM196 62V61H195ZM195 62H194V64H195ZM199 62H200V60H199ZM211 62V61H210ZM212 62H213V59H212ZM27 63V64H26ZM64 63V62H63ZM63 63H61L62 65H64ZM70 63V62H69ZM74 63V62H73ZM82 63V62H81ZM85 63V62H84ZM87 63V62H86ZM89 63V62H88ZM92 63V62H91ZM96 63V62H95ZM98 63V62H97ZM99 63H98V69H99ZM102 63V62H101ZM101 63H100V65H101ZM109 63V62H108ZM119 63V62H118ZM134 63V62H133ZM180 63V62H179ZM197 63V62H196ZM201 63V62H200ZM214 63V62H213ZM3 64V63H2ZM2 64H0V92L2 91V88H6L7 86H10L9 87V89H15V88H17L18 86L17 85H15L14 83L15 82H19V81H21L20 79L22 78L21 76V78L20 79H18V78H16L15 77V75H14V77H13V75L11 74V73H7L4 69V65H2ZM37 64H38V62H37ZM42 64V63H41ZM45 64V63H44ZM46 64H48V65H51L50 63H46ZM60 63H58V65H59ZM92 64H94V63H92ZM106 64H107V62H106ZM124 64V63H123ZM140 64H142V63H140ZM152 64H153V62H152ZM156 64V63H155ZM173 64H174V62H173ZM198 64V63H197ZM212 64V63H211ZM218 64V63H217ZM222 64V63H221ZM228 64H229V62H228ZM6 65V64H5ZM68 65V64H67ZM66 64L64 65V66H67ZM70 65H71V63H70ZM74 65H75V63H74ZM84 65V64H83ZM102 65H103V63H102ZM101 65V66H102ZM110 65V64H109ZM108 65V66H109ZM127 65V64H126ZM133 65V64H132ZM151 65V64H150ZM154 65V64H153ZM182 65H183V63H182ZM185 65V64H184ZM187 65V64H186ZM199 65H201V64H199ZM203 65H205V64H202V70H201V73L199 72V73H197V72H189L185 77H184V75L182 76V75H180V76H182V77H184V78H186V79H188L187 77H192V79L193 78H199V79H197V80H200L201 82H199V83H195V84H197V90H195V91H198V93H200V92H202V90H203V88H204V90H205V87H203V85H202V82H204L203 80L205 79V78H207L208 77V75H210V71L213 69V68H211V70L210 69H208V68H206V67H203ZM219 65V64H218ZM7 66V65H6ZM5 66V67H6ZM14 66V65H13ZM34 66H37V65H34ZM45 66H47V65H45ZM69 66V65H68ZM79 66H80V64H79ZM92 66V65H91ZM90 66V67H91ZM96 66V65H95ZM104 66V65H103ZM103 66H102V68L101 69H103ZM107 66V65H106ZM106 66L104 67V68H106ZM112 66V65H111ZM124 66V65H123ZM123 66L121 65V66H119L120 67V69L122 70V68H123ZM136 66V65H135ZM143 65H141V67H142ZM148 66V65H147ZM189 66H190V64H189ZM206 66V65H205ZM213 66V65H212ZM17 67V66H16ZM55 67V66H54ZM59 67V66H58ZM75 67V66H74ZM78 67V66H77ZM116 67V66H115ZM119 67L117 66V68L116 69H118L119 71H120V69H119ZM122 67V68H121ZM141 67H139L138 68V71H139V69L141 68ZM146 67V66H145ZM151 66H149V68H150ZM153 68L152 69H157L156 67H154V66H152ZM179 67V66H178ZM194 67V66H193ZM207 67H210V65L209 66H207ZM219 66H217V68H218ZM221 67H223V66H221ZM227 67V66H226ZM46 68H48V67H46ZM45 68V69H46ZM80 68V67H79ZM92 68H94V66L92 67ZM92 68H91V71H92ZM97 68V67H96ZM108 68H112V69H114V66L113 67H108ZM126 68V67H125ZM144 68V67H143ZM142 68V69H143ZM148 68V67H147ZM183 68V67H182ZM216 68V71L215 72H217L218 71V69ZM225 68V67H224ZM23 69H24V67H23ZM34 69H36V68H34ZM33 69V70H34ZM57 69H59V68H57ZM68 69V68H67ZM70 69L71 68H69V71H67V72H69V73H72V72H70ZM76 69V68H75ZM95 69V68H94ZM136 69H137V67H136ZM140 70L141 72H142V74H143V71L144 70ZM177 69V68H176ZM179 69H181V68H179ZM38 70V69H37ZM47 70V69H46ZM56 70V69H55ZM60 70H61V68H60ZM60 70H56V72L57 71H60ZM62 70H64L63 68H62ZM108 70V69H107ZM117 70V71H118ZM131 70H133V69H131ZM185 69H183L182 71H184ZM188 70V69H187ZM192 70V69H191ZM31 72H32V68H31V70H30ZM43 71V70H42ZM41 71V72H42ZM52 71H54V69H52ZM64 71H66V70H64ZM63 71V72H64ZM72 71V70H71ZM76 70H74V72H75ZM78 71V70H77ZM89 71V70H88ZM90 71V72H91ZM96 71V70H95ZM101 71V70H100ZM109 71V70H108ZM107 71V72H108ZM114 71V70H113ZM116 70H115V72H117ZM134 71V70H133ZM152 71V70H151ZM22 72H23V70H22ZM29 72V71H28ZM37 72V71H36ZM35 72V73H36ZM47 72H48V70H47ZM46 72V73H47ZM55 72V73H56ZM99 72V71H98ZM111 72V71H110ZM109 72V73H110ZM121 72V71H120ZM126 71H124V73H125ZM135 72V71H134ZM158 72V71H157ZM179 72H180V70H179ZM179 72H176V70L175 69H169V71L167 72H165V73H159L160 74V76L159 77H157V81H154V85H156L155 84V82L157 83V84H166L168 87H172V88H176L177 87V81L179 80V77H177V78H175L176 80L175 81H173V79L174 78H172V80L171 79H167V76L168 75H171V74H173V73H179ZM185 72V71H184ZM214 72V71H213ZM214 72V73H215ZM44 73V72H43ZM55 73H52V74H54L55 75ZM66 73V72H65ZM78 73V72H77ZM79 73H80V71H79ZM78 73V74H79ZM103 71H102V75L101 76H103ZM127 73V72H126ZM145 73V72H144ZM154 73V72H153ZM20 74H21V72H20ZM26 72L24 71V74H23V76L26 78ZM28 74V73H27ZM33 74V73H32ZM50 74V72L48 73V75ZM57 74V73H56ZM58 74H59V72H58ZM62 74H64V73H62ZM66 74H68V73H66ZM75 74H76V72H75ZM81 74V73H80ZM83 74V73H82ZM101 74V73H100ZM107 74V73H106ZM147 74V73H146ZM158 74V75H159ZM181 74H184V73H181ZM211 74H213V73H211ZM217 74V73H216ZM30 75V74H29ZM47 75V74H46ZM45 75V76H46ZM72 75V74H71ZM71 75H69L70 77L69 78H71ZM86 75V74H85ZM92 75H94V71H93V74ZM96 75L98 76V74L96 73ZM105 75V74H104ZM123 75V74H122ZM145 75V74H144ZM151 75V74H150ZM177 75V74H176ZM41 76H42V74H41ZM50 76V75H49ZM57 76L58 75H56V76H54V78H50L51 79V82H49V83H51V85L54 83V82H56L57 80H56V78H57ZM62 76V75H61ZM83 76V75H82ZM97 76H95V77H97ZM149 76V75H148ZM175 76V74H173V77ZM23 77V78H24ZM31 77V75L29 76V78ZM32 77H33V75H32ZM64 77H66L65 75H64ZM63 76H62V78H64ZM75 77L77 78L78 76H76L75 75ZM81 77V76H80ZM93 77V76H92ZM98 77H100V75L98 76ZM106 77V76H105ZM105 77L104 78H102V80L103 79H105ZM112 77H113V75H112ZM112 77H110V78H112ZM116 77V76H115ZM154 77V76H153ZM153 77H149V78H152L153 79ZM161 77V78H160ZM171 77H172V75H171ZM231 78L232 79V81H233V83L234 84H229L228 82H227V78ZM37 78V77H36ZM48 78V77H47ZM58 78H60V75H59V77ZM74 77H72L71 79H73ZM87 78V77H86ZM158 78H160V79H158ZM229 78V79H230ZM30 79H32V78H30ZM30 79H28L27 80V82L30 80ZM49 79V78H48ZM65 79V78H64ZM84 79V78H83ZM93 79V78H92ZM97 79V78H96ZM151 79V80H152ZM185 79V80H186ZM190 79V78H189ZM208 79H209V77H208ZM211 79H213V78H211ZM44 80V79H43ZM45 80H46V78H45ZM62 80V79H61ZM80 80V79H79ZM82 80V79H81ZM95 80V79H94ZM106 80H107V78H106ZM106 80H105V82H106ZM108 80H109V77H108ZM136 80V79H135ZM150 80V81H151ZM154 80H156V78H154ZM170 80V81H169ZM197 80H195V81H197ZM33 81V80H32ZM59 81H60V79H59ZM63 81V80H62ZM66 81H67V78H66ZM69 81L70 80H68V83H69ZM89 81H91L90 79H89ZM98 81V80H97ZM96 81V82H97ZM110 81V80H109ZM116 81V80H115ZM140 81V80H139ZM153 81V80H152ZM206 82H208L207 80H205ZM215 81V80H214ZM27 82L25 83L24 82V84L23 85H25L26 84V86L28 85L27 84ZM36 82L37 81H35V84H36ZM40 82V81H39ZM42 82V81H41ZM40 82V84H42ZM58 82V81H57ZM77 82H79V81H77ZM77 82H75L74 83V85L75 84H77ZM81 82V81H80ZM79 82V83H80ZM94 82V81H93ZM114 82V81H113ZM141 82H144V81H141ZM216 82V81H215ZM30 83H31V81H30ZM34 83V82H33ZM43 83H45L44 81H43ZM64 83V82H63ZM67 82H66V84L65 85H67L68 84ZM72 83V82H71ZM82 83V82H81ZM86 83V82H85ZM117 83V82H116ZM130 83H132V82H130ZM144 83H147V82H144ZM153 83V82H152ZM205 83V82H204ZM208 83H210V82H208ZM246 83V86H243V84H245ZM17 84V83H16ZM20 84H22V83H20ZM55 84H57V83H55ZM98 84V83H97ZM100 84V83H99ZM139 85H140V83H138ZM142 84V83H141ZM148 84V83H147ZM163 84V85H164ZM179 84V83H178ZM194 84V83H193ZM206 84V83H205ZM210 84H212V83H210ZM209 84V85H210ZM33 86L32 87H34L35 85L34 84H32ZM38 85V87H40L39 86V84H37ZM46 84H43V87H41V89L43 88L44 89V86H45ZM48 86L50 85V84H47ZM46 85V86H47ZM58 85V84H57ZM56 85V86H57ZM64 85V88L66 87ZM71 85V84H70ZM102 85V84H101ZM125 86H127L126 84H124ZM124 85H122V86H124ZM154 85H153V88H155L156 89V87H154ZM182 85V84H181ZM184 85V84H183ZM22 86V85H21ZM47 86V87H48ZM54 86V84L52 85V87ZM60 87H55L54 86V88H52V89H60L61 88V90L63 91V87H62V83H61V85H59ZM78 86V84L76 85V87ZM82 86V85H81ZM86 86V85H85ZM87 86H88V84H87ZM117 86V85H116ZM120 86V85H119ZM129 86H131V85H128V88H130ZM138 86V85H137ZM151 86V85H150ZM186 86V85H185ZM189 86V85H188ZM23 87H25V86H23ZM51 87V86H50ZM67 87H69V86H67ZM75 87V86H74ZM76 87H75V89H76ZM91 87V86H90ZM101 87H103V86H101ZM106 87V86H105ZM112 87V86H111ZM114 87V86H113ZM132 87H133V83H132ZM145 87V86H144ZM143 87V88H144ZM190 87H192V86H190ZM209 87V86H208ZM35 88H37V87H35ZM63 88V89H62ZM89 88V87H88ZM87 88V89H88ZM134 88V87H133ZM141 88V87H140ZM151 88V87H150ZM163 88V87H162ZM165 88V87H164ZM163 88V89H164ZM181 86L179 87V90H181V91H186L185 89L184 90H182L183 88H181ZM207 88V87H206ZM20 89V88H19ZM19 89H17V90H19ZM23 89V88H22ZM31 89V88H30ZM45 89H46V87H45ZM48 89V88H47ZM50 89V88H49ZM51 89V90H52ZM68 89V88H67ZM104 89L105 88H103V91H104ZM139 89V88H138ZM188 89V88H187ZM191 89V88H190ZM5 90V89H4ZM16 90V91H17ZM37 90V89H36ZM38 90H40V88L38 89ZM64 90H66V89H64ZM72 90H74V88L72 89ZM90 90V89H89ZM111 90V89H110ZM109 90V91H110ZM125 90V89H124ZM130 90V89H129ZM148 90V89H147ZM151 90H152V88H151ZM159 90H160V88H159ZM165 91H166V89H164ZM173 90V89H172ZM171 90V91H172ZM189 90V89H188ZM187 90V91H188ZM34 92H35V89L33 90ZM44 91H46V90H44ZM43 91V92H44ZM49 91V90H48ZM62 91H59V92H61L62 93ZM67 91V90H66ZM68 91H69V89H68ZM67 91V92H68ZM85 91V90H84ZM106 91H107V89H106ZM105 91V92H106ZM112 91V90H111ZM135 91H136V89H135ZM141 91H142V89H141ZM154 91V90H153ZM158 91V90H157ZM161 91H163L162 89H161ZM160 91V92H161ZM165 91H163L162 93L164 94V92ZM174 91H175V89H174ZM180 91V92H181ZM9 92V91H8ZM7 91H2L1 93H0V103H2V101H4V100H8V101H10L11 100V96H12V94H11V96L9 95V93H8ZM41 92V91H40ZM42 92V93H43ZM50 92V91H49ZM56 92V91H55ZM70 92V91H69ZM68 92V93H69ZM73 92V91H72ZM78 92V91H77ZM76 92V93H77ZM86 92L88 93V91L86 90ZM100 92V91H99ZM127 92H128V89H127ZM126 92V93H127ZM131 92H132V90H131ZM130 91H129V93H131ZM139 92V91H138ZM176 92H177V90H176ZM31 93V92H30ZM30 93H29V95H30ZM37 93V92H36ZM39 93V92H38ZM51 93V92H50ZM54 92H52V94H53ZM76 93H73V94H76ZM117 93H119V91H117ZM125 93V94H126ZM155 93V92H154ZM162 93H160V94H162ZM166 93V92H165ZM168 93V92H167ZM166 93V94H167ZM14 94V93H13ZM17 94V93H16ZM19 94V93H18ZM17 94V95H18ZM26 94H27V92H26ZM40 94V93H39ZM63 94V93H62ZM67 94V93H66ZM70 94V93H69ZM79 94H81V93H79ZM89 94V93H88ZM122 94V93H121ZM123 94H124V91H123ZM133 94H134V92H133ZM137 93H135L133 96H131V100H132V97H133V99H134V96L136 95ZM141 94H142V92H141ZM147 94V93H146ZM151 94V93H150ZM165 94V95H166ZM25 95V94H24ZM34 95V94H33ZM32 95V96H33ZM36 95V94H35ZM41 95V94H40ZM39 95V96H40ZM100 95H101V97H102V94L100 93ZM105 95V94H104ZM119 95V94H118ZM138 95V94H137ZM158 95V94H157ZM168 95V94H167ZM166 95V96H167ZM199 95H201V94H199ZM198 95V96H199ZM16 96V95H15ZM14 96V97H15ZM37 96V95H36ZM73 95H71V97H72ZM96 96V95H95ZM98 96V95H97ZM96 96V97H97ZM113 96H114V92H113ZM116 96V95H115ZM124 96H126L127 97V94L126 95H124ZM124 96H122L121 97V95H120V97L121 98H125ZM128 96H129V94H128ZM145 96V95H144ZM152 96V95H151ZM155 96V95H154ZM161 96V95H160ZM17 97V96H16ZM30 97V96H29ZM34 97V96H33ZM33 97H30V98H33ZM38 97V96H37ZM53 97V96H52ZM75 97H76V95H75ZM83 97V96H82ZM88 96H86V99H88L87 98ZM90 97V96H89ZM91 97H92V95H91ZM90 97V98H91ZM95 97V98H96ZM138 97V96H137ZM139 97H141V99H144V98H142L143 96H139ZM139 97H138V99H139ZM146 97V96H145ZM163 97V96H162ZM29 98V99H30ZM48 98V97H47ZM55 99H56V97H54ZM48 99L50 102H52V103H54L55 105H56V103L58 102H55L56 100L55 99ZM69 98H70V96H69ZM93 99V97L91 98V100L92 101H94V100H96V99ZM103 98V97H102ZM110 99L109 100H111V97H109ZM114 98V97H113ZM118 98H119V96H118ZM117 98V99H118ZM120 98V102H121V99ZM128 98V97H127ZM146 98H148V97H146ZM166 98V97H165ZM168 98V97H167ZM166 98V99H167ZM169 98H172L173 100H175L174 99V97H169ZM169 98H168V100H169ZM34 100H35V98H33ZM38 99H40V98H38ZM42 99V98H41ZM77 99V98H76ZM106 99H108V98H106ZM137 99V98H136ZM135 99V100H136ZM137 99V100H138ZM89 101H90V99H88ZM105 100V99H104ZM108 100V101H109ZM149 100V99H148ZM167 100V101H168ZM22 101V100H21ZM37 101V100H36ZM86 101V100H85ZM98 101V100H97ZM102 101V100H101ZM119 101V100H118ZM118 101H115V102H118ZM123 101V100H122ZM127 101V100H126ZM130 101V100H129ZM140 101H142V100H140ZM139 101V102H140ZM162 101V100H161ZM163 101H165V100H163ZM166 101V102H167ZM171 101V100H170ZM25 102H26V100H25ZM27 102H28V98H27ZM61 102V101H60ZM79 102V101H78ZM110 102V101H109ZM108 102V103H109ZM119 102V103H120ZM136 102V101H135ZM146 102V101H145ZM144 102V103H145ZM165 102V103H166ZM239 102V103H238ZM6 103V102H5ZM18 103V102H17ZM82 103V102H81ZM92 103V102H91ZM95 103V102H94ZM97 104H98V102H96ZM100 103V102H99ZM102 103V102H101ZM128 103V102H127ZM164 103V104H165ZM176 104L178 103L179 104V102H175ZM4 104V103H3ZM2 104V105H3ZM9 104V103H8ZM23 104V103H22ZM59 104V103H58ZM57 104V105H58ZM85 106H86V108L84 107V105H83V108H85V110H88L89 108H90V110L92 109H94L93 107L91 108V106L90 107H88L89 105V103H87L86 102V104L85 103H83ZM93 104V103H92ZM105 104H106V101H105ZM112 104V103H111ZM124 104V103H123ZM131 104H132V102H131ZM134 104V103H133ZM132 104V105H133ZM148 104V103H147ZM162 105H163V103H161ZM167 104V103H166ZM165 104V105H166ZM12 105H13V103H12ZM30 104H28V106H29ZM52 105V107L54 106L53 104H51ZM56 105V106H57ZM88 105V106H87ZM96 104H94V106H95ZM103 105V104H102ZM125 105V104H124ZM123 105V106H124ZM129 105V107H130V104H128ZM128 105H125V106H128ZM131 105V106H132ZM8 106V105H7ZM27 106V105H26ZM107 106H108V104H107ZM109 106H110V104H109ZM108 106V107H109ZM173 106V105H172ZM176 105H174V107H175ZM4 107V106H3ZM3 107H1V109L3 108ZM12 107V106H11ZM31 107V106H30ZM87 107H88V109H87ZM97 107H98V105H97ZM101 106L99 105V108H100ZM107 107V108H108ZM167 107V106H166ZM10 108V107H9ZM36 108V107H35ZM35 108H32V109H35ZM102 109H103V107H101ZM105 108V107H104ZM112 108V107H111ZM110 108V109H111ZM113 108H115V107H113ZM123 108V107H122ZM126 108V107H125ZM128 108V107H127ZM146 108H147V106H146ZM145 108V109H146ZM160 108H161V106H160ZM168 109H169V107H167ZM167 108H165L166 109V111H167ZM177 108V107H176ZM176 108H174V110H176ZM28 109H30L29 107H28ZM28 109H27V111H28ZM64 109V108H63ZM109 109V108H108ZM129 109V108H128ZM144 109V108H143ZM180 110H181V105H180V108H179ZM178 109V110H179ZM26 110V109H25ZM25 110H24V112H25ZM41 110V109H40ZM53 110H54V108H53ZM53 110H52V112H53ZM84 110V109H83ZM90 110H88V111H90ZM91 110V111H92ZM112 110V109H111ZM118 110V109H117ZM125 110H127V109H125ZM131 109H129V111H130ZM133 110H135V109H133ZM139 110V109H138ZM173 110V108L171 109V111ZM177 110V114L175 113V115L177 116V115H179L180 113H178L179 111ZM238 110H241L240 112H237ZM30 111V110H29ZM37 111V110H36ZM60 111V110H59ZM59 111H55L54 110V112L52 113V114H50L51 115V118L54 120V121H56V124H57V122H59V116H61V114L63 113L62 112V110H61V112H60V114H58L59 113ZM104 112H106L107 113V111H105V110H103ZM102 111V112H103ZM116 111V108H115V110H114V112ZM124 111V110H123ZM143 111V110H142ZM157 111H159V110H157ZM160 111H162V110H160ZM1 112V111H0ZM39 112V111H38ZM92 112H94V111H92ZM110 112H112V111H110ZM114 112H112V114L114 113ZM128 112V111H127ZM133 112V111H132ZM181 112V111H180ZM17 113H18V111H17ZM22 113V112H21ZM32 113V112H31ZM41 113H43V111L41 112ZM41 113H39L40 115H41ZM87 114H88V112H86ZM109 113V112H108ZM116 113V112H115ZM159 113V112H158ZM172 113V112H171ZM170 113V114H171ZM38 114V115H39ZM44 114H45V112H44ZM46 114H48L47 113V111H46ZM46 114H45V116H46ZM82 114V113H81ZM81 114H80V116H81ZM169 113H167V116L165 117V118H167L169 115H168ZM174 114V113H173ZM172 114V115H173ZM27 115V114H26ZM38 115H37V117H38ZM78 115V117H79V114H77ZM83 115H84V112H83ZM86 115V114H85ZM124 115H126V114H124ZM156 115V114H155ZM155 115H154V117H155ZM164 115V113L161 115V116H163ZM172 115H170V116H172ZM173 116L174 118L176 117V116ZM182 115V114H181ZM223 115V114H222ZM48 116V115H47ZM46 116V117H47ZM106 116H108V114L106 115ZM109 116H111V114L109 115ZM127 116H128V114H127ZM131 116V115H130ZM136 116V115H135ZM150 116V115H149ZM168 117V118H171V117ZM239 116L241 117V120H239ZM6 117V116H5ZM23 117V116H22ZM40 117V116H39ZM62 117V116H61ZM77 117V118H78ZM113 117V116H112ZM116 117V116H115ZM126 117V116H125ZM145 117V116H144ZM178 117V116H177ZM4 118V117H3ZM19 118V117H18ZM24 118V117H23ZM75 118V117H74ZM76 118V119H77ZM80 118V117H79ZM83 118H84V116H83ZM82 118V119H83ZM114 118V117H113ZM140 118H141V115H140ZM147 118V117H146ZM149 118V117H148ZM160 118V117H159ZM159 118L155 121L156 123H160V122H166V120H164L165 118H162L163 120H159ZM167 118V119H168ZM180 118V117H179ZM27 119V118H26ZM37 119H39V118H37ZM75 119V120H76ZM81 119V120H82ZM85 119V118H84ZM136 119V118H135ZM139 119V118H138ZM143 119V118H142ZM151 119H152V117H151ZM172 119V118H171ZM170 119V120H171ZM178 119V118H177ZM176 119V120H177ZM34 120V119H33ZM74 120V119H73ZM72 120V118H71V121H73ZM74 120V121H75ZM78 120V119H77ZM90 120H93V118L92 119H90ZM116 120V119H115ZM122 120H124V119H122ZM131 120V119H130ZM146 120V119H145ZM144 120V121H145ZM159 120V122H157ZM8 121H10V120H8ZM7 121V122H8ZM12 121V120H11ZM47 121H48V119H47ZM139 121V120H138ZM169 121V119L167 120V123H169L168 122ZM171 121H173V120H171ZM179 120H177V122H178ZM14 122V121H13ZM17 122V121H16ZM50 122H52V121H50ZM61 122H62V120L59 122L60 124H61ZM69 122V121H68ZM76 122V121H75ZM90 122V121H89ZM117 122V121H116ZM130 122V121H129ZM131 122H132V124H133V121L131 120ZM135 122H136V120H135ZM143 122V121H142ZM176 122V121H175ZM174 121L172 122L173 124L175 123ZM181 122V121H180ZM10 123V122H9ZM36 123V122H35ZM49 123V122H48ZM59 123H58V125H59ZM62 123H64V122H62ZM73 123V122H72ZM72 123L70 122V124L72 125ZM78 123H79V121H78ZM77 123V125H79ZM171 123V122H170ZM169 123V124H170ZM24 124V123H23ZM23 124L21 123V127H23ZM41 124V123H40ZM51 124V123H50ZM55 124V123H54ZM53 124V125H54ZM68 124V123H67ZM74 124V123H73ZM83 124V123H82ZM96 124V123H95ZM118 124V123H117ZM131 123H129V125H130ZM136 124H135V126H136ZM142 124H145V122L144 123H142ZM165 124V123H164ZM163 124V125H164ZM169 124L167 125V128L169 129V127L171 128V126H172V124H171V126H169ZM177 124V123H176ZM13 125V124H12ZM46 125V124H45ZM49 125V124H48ZM107 125V124H106ZM121 125V124H120ZM120 125H119V127H120ZM127 126V127H131V125L130 126ZM153 125H154V123H153ZM159 125V124H158ZM162 125V124H161ZM160 125V126H161ZM203 125V126H202ZM6 127H8L7 125H5ZM18 126V125H17ZM50 127H52L51 125H49ZM57 126V125H56ZM55 126V127H56ZM73 126V125H72ZM97 126H99V125H97ZM104 126V125H103ZM133 126V125H132ZM169 126V127H168ZM200 126H202V127H200ZM1 127V126H0ZM15 127V126H14ZM67 127H69L68 125H67ZM101 127V126H100ZM106 127V126H105ZM109 127H110V125H109ZM116 127H117V125H116ZM125 127V126H124ZM127 127H125V128H127ZM145 127V128H144ZM153 127H155V126H153ZM157 127V126H156ZM13 128V127H12ZM16 128V127H15ZM14 128V129H15ZM49 128V127H48ZM58 128H60V127H58ZM64 128V127H63ZM111 128V127H110ZM115 128V127H114ZM178 128V127H177ZM201 128V129H200ZM10 129V128H9ZM52 129H54V128H52ZM65 129V128H64ZM87 129V128H86ZM175 129V128H174ZM179 129V128H178ZM0 130H1V128H0ZM3 130L5 131L6 129L5 128H3ZM2 130V131H3ZM57 130H59V129H57ZM56 130V131H57ZM83 130H85L84 128H83ZM100 130V129H99ZM108 130H110V129H108ZM108 130H106V131H108ZM116 130V129H115ZM140 131V133L138 134V131ZM173 130V129H172ZM171 130V131H172ZM199 130H201V131H203L202 133H201V131L199 132ZM2 131H0V132H2ZM10 132H11V130H9ZM8 130H7V132H9ZM25 131V130H24ZM24 131H23V134H25V133H29V134H31L29 131L27 132V131H25V133H24ZM50 131V130H49ZM54 130H52V132H53ZM75 131H77V130H75ZM121 131H123L122 129H121ZM124 131H125V129H124ZM154 131H156L155 129H154ZM160 131V130H159ZM158 131V132H159ZM170 131V132H171ZM181 131V130H180ZM15 132V131H14ZM13 132V133H14ZM88 132V131H87ZM168 132V131H167ZM167 132H165L164 131V136L163 137H166V133ZM173 132V131H172ZM176 133H177V130L175 131ZM182 132V131H181ZM184 132V131H183ZM4 133V132H3ZM2 133V134H3ZM76 133V132H75ZM125 133V132H124ZM155 133V132H154ZM157 133V132H156ZM161 133V132H160ZM199 133H201V134H199ZM1 134V133H0ZM11 134H12V132H11ZM10 134V135H11ZM15 134H17V133H15ZM18 134H20L21 135V133H18ZM52 134V133H51ZM51 134H50V136H51ZM55 134V133H54ZM56 134H57V132H56ZM96 134V133H95ZM98 134V133H97ZM112 134V135H111ZM159 134V133H158ZM166 134V135H165ZM175 133H173V135H174ZM178 134V133H177ZM8 134H6V136H7ZM9 135V136H10ZM32 135V134H31ZM78 135V134H77ZM84 135V134H83ZM83 135L81 136V137H83ZM88 135V134H87ZM91 135V134H90ZM99 135V134H98ZM138 135V136H137ZM149 135H150V133H149ZM179 135V134H178ZM182 135V134H181ZM2 136V135H1ZM5 136V138H7ZM13 136H15V135H13ZM40 136V135H39ZM47 136H48V134H47ZM49 136V137H50ZM55 136V135H54ZM152 136V135H151ZM157 137H158V135H156ZM161 136H162V134H161ZM168 136V138H169V135H167ZM172 135L170 134V137H171ZM239 136H241L242 137V139H243V141H240L239 140V142L241 143L240 144V147H237V146H231V142L233 141V140H236V139H238L239 138ZM10 137H12V135L10 136ZM30 137V136H29ZM41 137H42V135H41ZM56 137V136H55ZM75 137H76V135H75ZM95 137H96V135H95ZM100 137V136H99ZM163 137H159V138H161V140H162V138ZM2 138H4V137H2ZM17 138V137H16ZM16 138H14L13 137V141L16 139ZM34 138V137H33ZM32 138V139H33ZM52 138V137H51ZM80 138V137H79ZM97 138H98V136H97ZM102 138V137H101ZM104 138H102V139H104ZM148 138H149V136H148ZM159 138H158V140H159ZM168 138H166V139H168ZM182 138V137H181ZM184 138V137H183ZM183 138H182V140H183ZM9 139V138H8ZM20 139V138H19ZM41 139V138H40ZM53 139V138H52ZM84 139V138H83ZM94 139H96V138H94ZM93 139V140H94ZM99 139V138H98ZM147 139V138H146ZM166 139H165V141H166ZM185 139V138H184ZM11 140V139H10ZM16 140H18V139H16ZM76 140V139H75ZM74 140V141H75ZM151 140V139H150ZM155 140H156V138H155ZM157 140V141H158ZM171 140V139H170ZM2 141V140H1ZM12 141V140H11ZM11 141H8V143L9 142H11ZM20 141H22V140H20ZM25 141V140H24ZM41 141H42V139H41ZM57 141V140H56ZM79 141V140H78ZM95 141V140H94ZM97 141V140H96ZM95 141V142H96ZM100 141V140H99ZM101 141V142H102ZM160 141V140H159ZM237 141V140H236ZM4 142V141H3ZM27 142V141H26ZM25 142V143H26ZM32 142V141H31ZM36 142H39V141H36ZM70 142V144H71V141H70V138H69V141H68V143ZM80 142V141H79ZM90 142V141H89ZM102 142V143H103ZM1 143V142H0ZM16 144H17V142H15ZM18 143H22V142H19L18 141ZM2 144V143H1ZM9 144H11V143H9ZM9 144H7L8 146H9ZM24 144V143H23ZM27 145H29L28 144V142L26 143ZM32 144V143H31ZM36 144V143H35ZM51 144H52V142H51ZM62 144V143H61ZM73 144V143H72ZM97 144H98V142H97ZM96 144V145H97ZM21 145V144H20ZM19 145V146H20ZM37 145V144H36ZM38 145H40L41 146V143L39 144L38 143ZM48 145H49V143H48ZM60 145V144H59ZM98 145H100V146H102V144H98ZM250 145V144H249ZM2 147H4L3 145H1ZM14 146H15V144H14ZM24 146V145H23ZM45 146V145H44ZM68 146V145H67ZM89 146V145H88ZM7 146H5V148H6ZM10 147H11V145H10ZM13 147V146H12ZM27 147V146H26ZM46 147V146H45ZM92 147H95V145L94 146H92ZM4 148V149H5ZM30 148H31V146H30ZM37 148H38V146H37ZM40 148V147H39ZM53 148H55L56 150H57V148H58V150H60V152H61V150H64V152L65 153H63L64 155H68V152H69V154L70 153H72V152H70V149H67V147H64L63 145L61 146H59V147H57V145H56V147H54V145H53ZM82 148V147H81ZM3 149V150H4ZM14 149V148H13ZM23 149V148H22ZM27 149H28V147H27ZM32 149V148H31ZM12 150V149H11ZM15 150H16V148H15ZM21 150V149H20ZM37 150V149H36ZM35 150V151H36ZM44 150V149H43ZM47 150V149H46ZM49 150V149H48ZM88 150V149H87ZM196 150V152L197 151H207V152H209V153H211L212 154V156H210V157H205V159L203 158H198V157H196L195 155H197V153L194 155L193 154V152ZM6 151H7V149H6ZM23 151V150H22ZM72 151V150H71ZM89 151V150H88ZM91 151V150H90ZM202 151H201V153H202ZM8 152V151H7ZM25 152V151H24ZM24 152H22V153H24ZM27 152V151H26ZM30 152V151H29ZM40 152V151H39ZM38 152V153H39ZM53 152V151H52ZM92 152V151H91ZM94 152V151H93ZM2 153V152H1ZM37 153V152H36ZM43 153H44V151H43ZM58 153H59V151H58ZM62 153V152H61ZM67 153V154H66ZM204 153H206V152H204ZM7 154V153H6ZM31 154H32V152H31ZM95 154V153H94ZM217 154V155H216ZM225 154V153H224ZM1 155H3L4 156V154H1ZM0 155V156H1ZM24 155H25V153H24ZM39 155H41V154H39ZM45 155V154H44ZM50 155V154H49ZM63 155V156H64ZM87 155H89V153L87 154ZM144 155V156H143ZM227 155V156H228ZM2 156V157H3ZM22 156V155H21ZM55 157H56V155H54ZM71 156H72V154H71ZM199 156V155H198ZM209 156V155H208ZM226 156V157H227ZM232 156V155H231ZM8 157V156H7ZM20 157V156H19ZM26 157V156H25ZM34 157V156H33ZM32 157V158H33ZM55 157H53L54 159H57L58 158V155H57V157L55 158ZM60 157H61V155H60ZM66 157V156H65ZM68 157H70V156H68ZM67 157V158H68ZM202 157V156H201ZM229 157V156H228ZM253 157V156H252ZM249 157L251 160H254L255 159V157ZM12 158V157H11ZM17 158V157H16ZM15 158V159H16ZM36 158H38V157H36ZM49 158V157H48ZM62 159H63V157H61ZM94 158V157H93ZM14 159V160H15ZM18 159V158H17ZM25 159V158H24ZM23 159V160H24ZM45 159V158H44ZM50 159V158H49ZM66 159V158H65ZM69 159H71V158H69ZM95 159V158H94ZM230 159V158H229ZM246 159V158H245ZM262 159V160H263ZM12 160V159H11ZM22 160V159H21ZM34 160V159H33ZM39 160V159H38ZM50 160H52V158L50 159ZM58 160V159H57ZM75 160H77V159H75ZM74 159H73V161H75ZM251 160H248V158H247V160L246 161H244V162H240V164L242 165H244L245 167L248 165H252L253 167H254V169H256L257 170V172H256V174H255V177H256V175H257V178L260 176V175H262V174H260L259 172H263L264 171V167L262 166V165H264V164H257V162L256 161H251ZM257 160V159H256ZM262 160H259V161H262ZM56 161V160H55ZM67 161H69L68 159H67ZM67 161H65V162H67ZM71 161V160H70ZM86 161V160H85ZM234 161L236 162V159H234ZM240 161V160H239ZM19 162V161H18ZM17 162V163H18ZM26 162V161H25ZM50 162V161H49ZM59 162H61L60 161V158H59ZM64 161H63V163H65ZM99 164H98V163ZM233 162V161H232ZM234 162V163H235ZM253 162H256V164L255 163H253ZM56 163V162H55ZM62 163V162H61ZM62 163V164H63ZM70 163V162H69ZM74 163V162H73ZM89 163H91V162H89ZM264 163V162H263ZM13 164H14V162H13ZM57 164H60V163H57ZM72 163H70V165H71ZM65 165H69L68 163L66 164H64V166ZM83 165V164H82ZM14 166V165H13ZM17 166V165H16ZM31 166V165H30ZM49 166V165H48ZM72 166V165H71ZM71 166H70V168H71ZM234 166H236V168L234 167ZM7 167V166H6ZM50 167V166H49ZM48 167V168H49ZM67 167H69V166H67ZM92 167V165L90 166V168ZM223 167H225V169H226V171H225V174H224V172L222 171V168ZM233 167L235 168V172L234 173H231L232 171H230V170H232L233 169ZM244 167V168H245ZM42 168H44L45 170H46V172L48 171H50L51 169H49V170H47L48 168H47V166H46V168H45V166L44 167H42ZM41 168V169H42ZM84 168V167H83ZM94 168V167H93ZM7 169H8V167H7ZM41 169H39V170H41ZM72 169V168H71ZM85 169V168H84ZM87 169H89V168H87ZM86 169V170H87ZM224 169V170H225ZM6 170V169H5ZM12 170V169H11ZM18 170V169H17ZM38 170V171H39ZM43 170V169H42ZM41 170V171H42ZM92 170V169H91ZM15 171V170H14ZM40 171V172H41ZM84 171V170H83ZM4 172V171H3ZM6 172V171H5ZM19 172V171H18ZM43 172V171H42ZM45 172V174H47ZM252 172V171H251ZM8 173V172H7ZM23 173V172H22ZM253 173V172H252ZM10 174V173H9ZM39 174V173H38ZM251 174V173H250ZM260 174V175H259ZM40 175H43V174H40ZM39 175V176H40ZM49 177H51L52 175L49 173V174H47ZM46 175V176H47ZM47 176V177H48ZM55 176V175H54ZM54 176H52V177H54ZM65 176H66V173H65ZM30 177V176H29ZM36 177V176H35ZM62 177H64V176H62L61 175V179H62ZM157 177H161L162 179L161 180H158L157 179ZM40 178H42V176L40 177ZM44 178V177H43ZM43 178H42V181H43ZM46 178V177H45ZM33 179H35V178H33ZM38 179H39V177H38ZM49 179V178H48ZM60 179V178H59ZM9 181V179L7 178V175L6 174H0V201H5L9 196H11V194H12V190H13V186L14 185H12L11 183H9L8 181ZM45 180H47V179H45ZM44 180V181H45ZM51 180V179H50ZM250 180V179H249ZM39 181H41V180H39ZM61 181V180H60ZM66 181V180H65ZM169 181H172V187H170L169 186V184H168V182ZM256 181V180H255ZM261 181V180H260ZM35 183H36V180L34 181ZM37 182H38V180H37ZM46 183H48L49 182V180H48V182L47 181H45ZM51 182H52V180H51ZM58 182H59V180H58ZM250 182H253V181H251L250 180ZM39 183V182H38ZM37 183V184H38ZM50 183V182H49ZM55 183H57L56 181H55ZM63 182H61V184H62ZM66 183V182H65ZM65 183H63V184H65ZM237 183V184H236ZM257 183H258V181H257ZM43 184V183H42ZM41 184V185H42ZM59 184L60 183H58V188H60V187H62L61 185L59 186ZM255 184V183H254ZM33 185L34 184H32L31 186L33 187ZM38 185H40V183L38 184ZM45 185V184H44ZM86 185V187H87V184H85ZM85 185H83V186H85ZM111 185V186H110ZM28 186H30V185H28ZM35 186V185H34ZM53 186H54V184H53ZM52 185H51V188L53 187ZM55 186H56V184H55ZM64 186V185H63ZM82 186V185H81ZM83 186L80 188V189H82L83 188ZM95 186L96 185H93V188L96 190V188H95ZM31 187V188H32ZM41 187H43V185L41 186ZM85 187V188H86ZM90 187V186H89ZM104 187V188H105ZM27 188V187H26ZM28 188H30V187H28ZM44 188V187H43ZM45 188H48V187H45ZM50 188V187H49ZM50 188V189H51ZM78 188V187H77ZM84 188V189H85ZM116 188V189H117ZM35 189V188H34ZM49 189V190H50ZM56 189H57V187H56ZM62 189V188H61ZM70 189V188H69ZM89 189V188H88ZM94 189H93V193H94ZM165 189H168L169 190V192H170V194L169 195H166V194H164L163 193V190H165ZM238 189H240V190H238ZM26 190V189H25ZM25 190H23V192L25 191ZM47 189H45V191L43 192L44 193V195L47 193V192H49V190L48 191H46ZM58 190V189H57ZM56 190V191H57ZM16 190H14V192H15ZM52 191H53V189H52ZM56 191H54V192H56ZM59 191V190H58ZM80 192H81V190H79ZM85 191H87L86 189H85ZM89 191V190H88ZM259 191V190H258ZM11 192V193H10ZM26 192H28V191H25L24 193H26ZM32 192H33V190H32ZM46 192V193H45ZM51 192V191H50ZM49 192V193H50ZM53 192V193H54ZM75 192H76V190H75ZM108 192V191H107ZM34 193V192H33ZM73 193H74V191H73ZM73 193H71V195L73 194ZM84 194H80V195H82V198H83V196H85V197H87L88 195H86L87 194V192H83ZM91 193V192H90ZM236 193H241V194H243V198H238L237 196H236ZM28 194V193H27ZM32 194V193H31ZM38 194V193H37ZM36 194V195H37ZM75 194V193H74ZM89 194V193H88ZM25 195V194H24ZM29 195V194H28ZM43 194H42V196H44ZM47 195V194H46ZM49 195H51V193L50 194H48V196ZM76 196H77V193L75 194ZM74 195V196H75ZM90 195V194H89ZM264 196V189L263 190H260L259 192H258V196ZM40 196V195H39ZM39 196H37V198L39 197ZM78 196H79V193H78ZM25 197V196H24ZM28 197V196H27ZM35 197V196H34ZM51 197V196H50ZM185 197H189L190 198V200L189 201H187L186 199H185ZM193 197H195V198H193ZM256 197V196H255ZM37 198H34L33 199V196L31 197V195L29 196V198H28V200H29V202H30V205H32L31 203L33 202L32 200H35V199H37ZM79 198V197H78ZM191 198H192V200H191ZM24 199V198H23ZM25 199H27V198H25ZM31 199V200H30ZM73 199V198H72ZM76 199V198H75ZM80 199V198H79ZM87 199H89L88 197H87ZM137 199V200H138ZM234 199H236L235 201L238 203L237 204V206H234L233 205V207L231 206V203H232V201L234 200ZM262 198H260V200H261ZM90 200V199H89ZM92 200V199H91ZM131 200V199H130ZM129 200V201H130ZM264 200V199H263ZM262 200V201H263ZM38 201H39V199H38ZM64 201V200H63ZM75 201V200H74ZM79 201V200H78ZM78 201H76V203L78 202ZM84 201L85 202H87V200L86 199H84ZM83 201V203H82V205L85 203ZM25 202V201H24ZM35 202H36V200H35ZM40 202V201H39ZM89 202V201H88ZM88 202L87 203H85L83 206H81V207H79L78 206V208L80 209V208H83V210H82V213L83 212H85L84 210H85V207H86V204H88ZM91 202V201H90ZM139 202V201H138ZM137 202V203H138ZM193 202H197V203H199V205H200V207L199 208H195L194 207V204H193ZM248 202V201H247ZM2 203V202H1ZM80 203H81V201H80ZM140 203V202H139ZM255 203V202H254ZM264 203V202H263ZM263 203H261V204H263ZM4 204V203H3ZM33 204L34 205H38V204H35L34 202H33ZM233 204V203H232ZM26 205H27V202H26ZM33 205V206H34ZM75 205V204H74ZM79 205V204H78ZM89 205H91V204H89ZM93 205V204H92ZM49 206V205H48ZM47 206V207H48ZM88 206V205H87ZM47 207L46 208H43L42 206H41V209H42V211H40L39 209L40 208H38L37 210H35L34 208H32V209H34L35 211H37V213H38V210H39V212H41L39 215H37V214H35L36 212H34L33 213V215L35 214V216L36 217H39L38 219H33L34 218V216L32 217V218H30L29 220H39L38 222L37 221H35L33 224L35 225H39V228H40V225H41V227H45V230H47V232H49L50 231V229H49V226H50V224H49V222H50V218L48 219V213H45V212H47L48 210H44V209H47ZM66 207V206H65ZM76 207V206H75ZM91 207V206H90ZM92 207H95V205H93ZM129 207V206H128ZM250 207V209H249V216H248V222H252V224L254 223V218H255V216L256 215H258V211H256V208L254 207V205H251V206H249ZM257 207V206H256ZM3 208V207H2ZM1 208V206H0V213H3L4 212V210ZM72 208L73 207H71V210H72ZM133 208V207H132ZM87 210H89V212H88V215L90 214L91 215V213L93 212V208L91 209L92 211H90V209L87 207L86 208ZM95 209H96V207H95ZM28 210H29V208H28ZM33 210V211H34ZM146 210V213L144 214V215H141L142 217L141 218H139V219H135V218H133L132 216H135V215H137L139 212L141 213V211H145ZM244 210V209H243ZM31 212H33L32 210H30ZM79 211V210H78ZM81 211V210H80ZM80 211H79V213H80ZM96 211L98 212V208L96 209ZM100 211V210H99ZM238 211V210H237ZM87 212V211H86ZM96 212V213H97ZM245 212V211H244ZM81 213V214H82ZM95 212H94V214H96ZM156 213H159V217L157 216V217H155V218H158L159 219V222H160V225H158L159 227H157V229H155L154 231V234H155V236L154 237H152L151 235H150V228H149V226H150V223L149 224H143L144 225V227L143 226H141V227H143L142 229H141V227H140V225H141V223L143 222V220H144V218L143 217H146L147 215H150V216H152V214H155V215H157ZM243 213V212H242ZM80 214V215H81ZM85 214V213H84ZM107 214V213H106ZM236 214V213H235ZM78 213L77 214H73L71 217H67L66 218V220L65 221H67V223L66 224H68L67 225V228L64 230V233H62L63 234V237H64V235H65V237H64V239H53L52 237H50L51 235L53 236V232H50V238H46V237H44V236H42V232H41V236H40V233L38 234L40 237H39V241H44L45 242V244H44V246H41V247H39L40 245H38L37 246V248L35 249V251L33 250V253L35 254L34 255V257H35V259H34V257L32 258V259H34L33 261H31L32 263H29L28 261H25V257H24V259L21 257V249H22V244L23 243H21V242H19L18 241V243L15 245V258H16V260L17 261H15V263L14 264H54L53 262L55 261V255H54V253H52L51 252V250H50V248H52V247H55L56 245H63V244H65L66 242H67V239H68V237H70V235H71V232H72V230H74V229H77L78 228V226L79 227H82L81 225H83V222H84V220H86L87 218L86 217H83L82 215L80 216ZM90 215H89V217H90ZM248 215V214H247ZM30 215L27 213V214H25V216L24 217H21V219L22 220H17L18 221V225H16V227H14V229L16 228V235H18V236H21V235H23V233H27L26 231L28 230V227H33V225H32V223H30V221L29 220H27L28 219V217H29ZM259 216V215H258ZM51 217V216H50ZM88 217V220L89 219H91V218H89ZM92 217V216H91ZM94 217V216H93ZM92 217V218H93ZM147 217H149V216H147ZM74 219V220H73ZM76 219V220H75ZM157 219V220H158ZM31 220V221H32ZM73 220V221H72ZM87 220V221H88ZM91 220H94V219H91ZM101 220V219H100ZM14 221H16V220H14ZM49 221V222H48ZM72 221V222H71ZM97 221V219L94 221V222H96ZM150 221V220H149ZM53 222V221H52ZM52 222H51V224H52ZM90 222L91 221H89V224H90ZM234 222H235V220H234ZM16 222H14V224H15ZM38 223V224H37ZM87 223V222H86ZM86 223H84L85 225H87ZM54 224V223H53ZM89 224H88V226H89ZM92 224V225H93ZM235 224H237V222L235 223ZM29 225H31V226H29ZM61 225V224H60ZM65 225V224H64ZM164 225H166L167 226V228H168V231H167V233H163V232H161V228L164 226ZM232 225H234L233 223H232ZM240 225V224H239ZM231 226V225H230ZM237 226V225H236ZM51 227V226H50ZM100 229H99V228ZM240 227V226H239ZM34 228H36V226H34ZM83 228V227H82ZM32 229V228H31ZM44 229V228H43ZM64 229V228H63ZM62 229V230H63ZM86 229H87V226H86ZM164 228H162V230H163ZM52 230H53V227H52ZM84 230V229H83ZM83 230H80V233H81V231H83ZM78 231V230H77ZM29 232V231H28ZM84 232V231H83ZM83 232H82V234H83ZM222 232V231H221ZM228 232H230V230H228ZM250 232V231H249ZM34 233V232H33ZM32 233V234H33ZM45 233H46V231H45ZM44 233V234H45ZM52 233V234H51ZM54 233L56 234V232H55V230H54ZM142 233H144V234H147L146 236H147V241H146V246H144V245H142L143 247H141L140 248V250H139V252L138 253H132V254H130L131 255V258H130V260H126L125 259V257H124V254L123 253H121V250H120V248H122L123 246L125 247V248H127V249H129V250H133L134 251V249H135V247L136 246H138V244L136 243V239H137V237L140 235V234H142ZM231 233V232H230ZM31 234V233H30ZM35 234V233H34ZM37 234V233H36ZM46 234H48V233H46ZM54 234V235H55ZM57 234H59V233H57ZM56 234V235H57ZM78 234H79V232H78ZM82 234H79V236L80 235H82ZM211 234V233H210ZM229 234V233H228ZM37 235V236H38ZM76 235H77V233H76ZM196 235H198V236H196ZM201 235H203L202 233H201ZM208 235V234H207ZM221 235V234H220ZM30 236V235H29ZM32 236V235H31ZM34 236V235H33ZM73 236V235H72ZM88 236V235H87ZM201 238H200V237ZM218 236H219V233H218ZM223 236H225V235H223ZM230 236V235H229ZM60 237V236H59ZM58 237V238H59ZM76 237V236H75ZM89 237V236H88ZM226 237V236H225ZM232 237V236H231ZM16 238H17V236H16ZM22 238V237H21ZM24 238V237H23ZM22 238V239H23ZM72 238V237H71ZM80 238V237H79ZM215 238V237H214ZM213 237H212V239H214ZM218 238V237H217ZM220 238H221V236H220ZM18 239V238H17ZM79 240V239H78ZM217 240H219V239H217ZM223 240V239H222ZM221 240V241H222ZM227 240H229L228 238H227ZM15 241V240H14ZM13 241V242H14ZM69 241H71V240H69ZM220 241V242H221ZM8 242V241H7ZM10 242V241H9ZM24 242V241H23ZM40 242V243H41ZM73 242V241H72ZM86 243L87 241H83V243ZM208 242H210L209 240H208ZM212 242V241H211ZM231 242V245H232V241H230ZM6 243V242H5ZM20 243V244H19ZM68 243V242H67ZM70 243V242H69ZM68 243V246L70 245ZM205 242H203V244H204ZM222 243V242H221ZM224 243V242H223ZM226 243H228V242H226ZM13 244V243H12ZM12 244H11V246H12ZM43 244V243H42ZM79 244V243H78ZM202 243L201 244H199L200 245V247H201V245H203ZM212 244V243H211ZM217 244V246H218V243H216ZM199 245H197V246H199ZM76 246V245H75ZM83 246V245H82ZM140 246V245H139ZM149 248H148V247ZM216 246V247H217ZM24 247H26V246H24ZM85 247H87L86 245L84 246V248ZM35 248V247H34ZM63 247H61V249H62ZM82 248V247H81ZM80 248V250H82ZM194 248V247H193ZM12 249V248H11ZM60 249V248H59ZM58 249V250H59ZM65 249V248H64ZM230 249V248H229ZM225 250L226 252H223L222 254H221V251H220V255H218V257H217V255H216V257L218 258V261H221V259H226V260H228V258L231 256V253L233 252L232 250H233V246H231V249L230 250ZM13 250H14V248H13ZM55 250V249H54ZM80 250H79V252H80ZM199 250V249H198ZM9 251V250H8ZM11 251V250H10ZM25 251H26V249H25ZM62 251V250H61ZM71 251V250H70ZM126 251V250H125ZM202 251V250H201ZM208 252H209V250H207ZM23 252V251H22ZM27 252V251H26ZM32 252V251H31ZM83 252H81V254H83ZM131 252V251H130ZM206 252V251H205ZM207 252V253H208ZM27 253H29V252H27ZM60 253V252H59ZM125 253H127V252H125ZM23 254V253H22ZM79 254V253H78ZM128 254V253H127ZM208 254H210V253H208ZM1 255V254H0ZM12 255V254H11ZM60 255V254H59ZM126 255V254H125ZM2 256V255H1ZM24 256V255H23ZM28 256H31V255H29L28 254ZM193 256V255H192ZM4 257V256H3ZM13 257V256H12ZM76 257H78V258H80L79 256H76ZM82 257V256H81ZM84 257V256H83ZM88 257H87V259H88ZM109 257V259L110 260H108L107 258ZM219 257L221 258L220 260H219ZM225 257V258H224ZM0 258H2V257H0ZM5 258H7V257H5ZM8 258H10V257H8ZM214 258V257H213ZM13 259V258H12ZM28 259V258H27ZM81 259V258H80ZM79 259V260H80ZM87 259H86V261H87ZM195 259H197V258H195ZM0 260H2V259H0ZM4 260V259H3ZM29 260V259H28ZM57 260V259H56ZM85 260V259H84ZM199 260V259H198ZM224 260H222V261H224ZM226 260H225V262H226ZM14 261V260H13ZM193 261H194V259H193ZM216 262V261H215ZM56 263V262H55ZM86 263V262H85ZM87 263H88V261H87ZM198 263V262H197ZM196 263V264H197ZM199 263H200V261H199ZM228 263H229V261H228ZM227 263V264H228ZM0 264H13V263H11V262H9V261H3V263H1L0 262ZM202 264V263H201Z\"/></svg>",
	"mask_w": 264,
	"mask_h": 264
}]
</instances>
